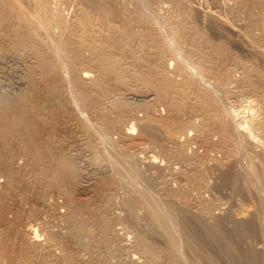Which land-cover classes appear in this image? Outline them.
Instances as JSON below:
<instances>
[{"label": "rangeland", "instance_id": "rangeland-1", "mask_svg": "<svg viewBox=\"0 0 264 264\" xmlns=\"http://www.w3.org/2000/svg\"><path fill=\"white\" fill-rule=\"evenodd\" d=\"M0 0V11H5V13L7 14H4L6 17L3 16V20L2 22L0 21V53H6L8 52V54H12V57L16 56H20L21 58H16L17 60L19 59L20 60V63H24V65H11V68H10V72L9 74L10 75H14V70H21L23 67H25L27 69V66H28V72L29 74L30 73H33L31 75H33V79H34V82L36 85H38V90L42 89L41 91H45L46 88L45 86L48 88L51 84L55 85L56 87L58 86L59 88H57L58 91V94H57V97L55 98L56 100L57 99H61L60 100V106L63 105V107L61 108L60 110V106L57 108L56 106H53L52 109L50 110H53V111H50V116L47 118V116L49 115V111H47L48 115L45 116V117H40L35 119L34 122H33V125L32 124H29V126L27 128H31L33 130H28L26 129V132H25V128H23L20 132L19 130V126L15 125L14 122L12 123L11 119H9V121L11 123H9L11 125V127L14 129L12 134L10 135V147H9V143H3L2 141H0V143H2L5 147H3L2 144H0V158L3 162L0 161V168H2L4 171H0V176L3 174V176L0 177V237H1V240L3 241V244L5 242V248L3 250L0 251V264H49V262L52 264H56L57 263V260H58V263L57 264H71V261H69L67 259V256L66 257H63L62 254H67V252H65V250L67 251V247L71 248L72 249V255L74 256V259L72 260V264H192V257L188 254L185 253V256L184 258H182V260L178 261V262H173L172 259L170 258V251L167 250V251H163L161 254H157L154 255V253L152 254V251L150 250H147V240L145 239H151L154 240L156 242L157 245L161 246L162 248L165 246V243H164V238L159 236V235H153V236H149L146 237V232H148V229H149V223L148 221H146L145 223V220L143 221V218H145L144 216H146V206L143 205L142 203H139L137 204H133L135 205L136 207H133L131 208L133 205H131V202L133 197H134V193L136 190L138 189H142V190H145L147 191L149 194H152L153 195V200L155 201V203H153V205L160 211V212H164V209H165V201H167V197L168 198H171L170 200L172 202H176L175 204L177 205H181L180 207L182 208H186L185 210H190L191 213H198L199 215H202L204 217L207 218V219H213L214 217H217V216H221V215H224V214H228L229 211H231L230 213H235L236 215V212L238 211H241L242 209L245 210L244 208L246 207V209H249L251 212H256L257 215H258V218H259V221L263 222L264 223V185H256L257 187H255V183H249V192H245V193H234L232 192V190H230L229 187H226V188H216V183L217 181H219V178H220V175L222 173L223 170H225L226 168L228 167H231L232 169L234 168V170H238V171H244V165L246 164V160H251L252 159L254 160L253 162L257 161V159L259 158V154L261 156L264 155V145L261 146L260 145V142H259V138H260V141H261V144L264 142L262 140H264L263 138L261 139V137H264L262 134H264V104L262 102H264V100L262 101V98L264 97V15L263 14H259L258 12V9L257 7H261V9H263V13H264V0H253L255 2L254 3H257V2H260L262 3L261 5L259 6H253L254 8H256L257 10V13L260 15H257L256 16V22H254V25L252 23V26H253V29L250 28L247 29V22H249L251 15L247 12V10H243L242 8L238 7L237 10H236V7H237V4L238 6L241 5L243 7V4H241L240 2H247V0H202V2L200 1L201 6L198 4V0H152L151 2V13H152V10H154V15L153 18H159L160 19V15H161V20L163 21H170V23L168 22L169 25H174L176 24V22H179V17L181 19H184L185 22H186V25L184 27V29H181V31H178L177 32V40L179 41L178 43L180 44V48L181 50L177 53V51H174L175 47L173 45H171L168 41L170 40V36H168V33H166L167 31L166 28L164 27H160L159 23L154 20L153 18L152 19H147L145 18V15H147L148 11L145 9V7L138 1V0H99V1H103V3L106 1L107 3H110L114 5H116L119 10L121 12H124L123 16L126 17V21L128 22V25L127 27H129V39H128V43H129V46H128V43L126 45H122V44H118V42H114L116 41L117 39L115 38L116 35H118V32L120 33V30L118 27H120V19L119 18H113L114 16H110V19H104L102 18V15L100 13H97V9L96 8H85L84 6H82L83 4L81 3V0H70L69 2H66V0H64V3H62L63 0H49L50 4L46 3L45 4V7L47 9V11H49V14L50 16L52 17V27L56 26L55 28L51 27L52 28V32H54V34L58 35L60 34V38H65V43L67 44V47L68 49H66V53L63 52V54L66 56H64L62 54V57L66 58V59H71L69 61H71V64L73 63L72 65V68L74 69L73 70V73L75 72L76 76H79V78L82 77L81 73L86 71L88 68H90L93 72V76H95L93 78V76L91 75V77L94 79H91L94 83H90V79L88 78H81V81L85 84L84 86V89L85 91H87V94L88 96H90L92 99V101L94 103H97L95 105V107H93L92 110H88V109H84L76 100V98L74 97L73 95V92L70 88V85H69V82H68V79L70 78V71H69V68L67 67V65L64 66V64L58 68H52V71L50 69V72L49 71H45L43 70L42 68H40V66L37 65L38 61H36L34 58H36L35 56V52L33 50V48L31 47L32 46V40H31V36L34 35V37H38V40L35 39V43L36 44H39L38 47L40 49V51L42 52L43 50L46 51L48 50L46 48V44L48 42V38L46 36V33L42 30H35L36 28H34L33 32H29L27 33L26 31V28L25 26L19 22V20L16 18V15L15 13L12 11V9L10 7H8L6 9V6H10V1L9 0ZM9 1V2H7ZM47 1V0H46ZM45 1V2H46ZM54 1V2H53ZM80 3H79V2ZM122 1V2H121ZM160 1V3H159ZM193 1V3H192ZM198 1V2H197ZM213 1V2H212ZM250 2H252V0H248ZM48 2V1H47ZM61 2V3H60ZM118 2V3H117ZM157 2V3H156ZM179 2V3H178ZM182 2L184 4H182ZM205 2V3H204ZM207 2V4H206ZM216 2V3H215ZM218 2V3H217ZM223 2V3H222ZM233 2V3H232ZM237 2V3H236ZM8 5H7V4ZM27 3V1H26ZM67 3V4H66ZM79 3V4H78ZM167 3V4H166ZM181 3V4H180ZM191 3V4H190ZM196 3V4H195ZM229 3V4H228ZM248 3V2H247ZM6 4V6H5ZM29 5H31L30 3H27ZM59 4V5H58ZM61 4V6H60ZM69 4V5H68ZM82 4V5H81ZM125 4V5H124ZM133 4V5H132ZM162 4V5H160ZM170 4V5H169ZM188 4V5H186ZM214 4H217V5H214ZM228 4V5H226ZM233 4V5H232ZM235 4V6H234ZM48 5V6H47ZM50 5V6H49ZM73 5V6H72ZM78 5V6H77ZM176 5V7H174ZM190 5V6H189ZM193 5V6H191ZM213 7H212V6ZM223 5V6H222ZM226 5V6H225ZM53 6V8H52ZM68 6H69V9H68ZM77 6V7H76ZM80 9H78V7H80ZM121 6V8H120ZM162 6V7H161ZM166 6V7H165ZM172 6V7H171ZM188 6V8L186 7ZM50 7V8H49ZM72 7V8H71ZM84 7V8H83ZM161 7V8H159ZM199 7V8H198ZM215 7V8H214ZM221 7V9H220ZM234 7V8H233ZM52 8V9H51ZM75 8V9H73ZM130 8V10H129ZM163 8V9H162ZM178 8V9H176ZM198 8V9H197ZM202 10H201V9ZM206 8H207V11L208 12H215V14H220L221 16H223V28L220 29L218 28L210 19L208 12L206 11ZM223 8V10H222ZM4 9V10H3ZM50 9V10H49ZM54 9V10H53ZM57 9V10H55ZM73 9V11H71ZM83 9H86L85 11L88 12L86 13ZM92 9H94L93 11H91ZM162 9V10H161ZM169 9V10H168ZM174 9V10H173ZM185 9V10H184ZM188 9V10H187ZM192 9V10H191ZM204 9V10H203ZM225 9V10H224ZM7 10V11H6ZM11 10V11H10ZM82 11V12H85L86 13V18L88 19L89 21V18L91 19L90 21H92V23L89 21V23L86 21V24L85 26L87 27L85 29L84 26H80L82 24H84L82 22V24L79 25L78 20L80 19L81 20V15H82V12H79ZM97 10V11H96ZM133 10V11H132ZM146 10V11H145ZM172 10V11H171ZM178 10V11H177ZM180 10V11H179ZM182 10L184 12H182ZM61 12L63 13V15L61 14H57V13H52V12ZM134 13H132V12ZM136 11V12H135ZM138 11V12H137ZM140 11V12H139ZM166 11V13H165ZM167 11L171 12V13H167ZM192 11V12H191ZM196 12L197 13V21H193V18H192V15L191 13ZM201 11V12H200ZM204 11V13H203ZM222 11V12H221ZM244 11V12H243ZM79 14H78V13ZM91 12V13H90ZM230 12V13H229ZM179 13V14H178ZM201 13V14H200ZM223 13V14H222ZM262 13V12H260ZM73 14V15H71ZM81 14V15H80ZM96 16H95V15ZM100 14V15H98ZM141 16H140V15ZM168 16H167V15ZM210 14V13H209ZM231 14V15H230ZM13 17H11V16ZM54 15V17H53ZM58 15V16H57ZM71 15V16H70ZM79 15V16H78ZM83 15L85 16V14L83 13ZM90 16V17H87ZM137 15V16H136ZM144 15V16H143ZM150 15V14H148ZM172 15V16H171ZM181 15V16H180ZM201 15V16H200ZM205 15V16H204ZM229 17H228V16ZM236 15V16H235ZM241 15V17H240ZM15 16V17H14ZM65 16V18H63ZM82 16V17H84ZM152 17V15H150ZM231 16V17H230ZM238 16V17H237ZM249 18H247V17ZM10 17V18H9ZM68 17V18H67ZM101 17V18H100ZM130 17V18H128ZM133 19H132V18ZM135 17V18H134ZM170 17V18H169ZM174 19H173V18ZM188 21H187V19ZM236 17L237 19L239 20H236ZM258 17V18H257ZM5 18V19H4ZM55 18V19H54ZM57 18V20H56ZM61 18V19H60ZM84 17V19H86ZM113 18V20H112ZM145 18V19H144ZM165 18V19H164ZM173 20H172V19ZM177 18V19H176ZM8 19V22H6ZM64 19V20H63ZM76 19V21H75ZM83 19V18H82ZM86 19V20H87ZM98 19V20H97ZM147 19V20H146ZM168 19V20H167ZM180 19V21H181ZM226 19V20H225ZM249 19V20H248ZM261 19V20H260ZM17 20V21H15ZM60 20L63 22V24H61L62 22H60ZM71 24H70V22ZM72 20V21H71ZM79 20V21H80ZM105 20V21H104ZM111 20V21H110ZM119 20V22H118ZM132 20V21H130ZM142 20V21H141ZM146 20V21H145ZM154 20L155 22H157V24L152 21ZM248 20V21H247ZM102 21V23H101ZM108 21V22H107ZM116 21V22H115ZM141 21V22H140ZM175 21V22H174ZM190 21V22H189ZM235 21V22H234ZM243 21V22H242ZM12 22V23H11ZM15 22V23H14ZM131 22V23H130ZM174 22V23H173ZM192 22V23H191ZM198 22V23H197ZM229 22V23H228ZM231 22V23H230ZM81 23V21H80ZM100 23V24H99ZM113 23V24H111ZM116 23V24H115ZM190 23V25H188ZM245 23V25H244ZM251 23V21H250ZM3 26H2V25ZM13 24V25H12ZM17 26H16V25ZM93 24V25H92ZM191 24H194V26L197 27V29L195 27H193V25ZM197 24V25H196ZM220 24V23H219ZM257 24V27L256 25ZM262 24V25H260ZM11 25V26H10ZM21 25V26H20ZM67 27H66V26ZM72 25V26H70ZM106 25V26H105ZM111 25V27L109 26ZM113 25V26H112ZM132 27H131V26ZM203 25V26H201ZM214 27H213V26ZM218 25V24H217ZM226 25H228L229 27H231L230 25H232V29L233 27H235L236 29H231V28H228ZM259 25V26H258ZM6 26V27H5ZM64 26V27H63ZM69 26V28H68ZM96 28V30L93 28ZM97 26V27H96ZM105 26V27H104ZM115 26V27H114ZM116 26H118V30L116 28ZM192 26V27H191ZM237 26V27H236ZM14 27V28H13ZM72 27V28H70ZM79 27V28H78ZM81 27H82V31H81ZM92 28V30L88 29V28ZM204 27V28H203ZM239 27V28H238ZM249 27H251L249 25ZM255 27V28H254ZM258 27H261V28H258ZM6 28V29H5ZM11 28V29H10ZM25 28V29H24ZM63 28V29H62ZM114 28V30H113ZM164 28V29H163ZM189 28V29H188ZM197 32H196V30ZM244 28V29H242ZM56 29V30H55ZM70 29V30H69ZM75 31H74V30ZM97 29L99 31H97ZM101 29V30H100ZM111 29V30H109ZM133 29V30H132ZM135 29V31H134ZM138 29V30H137ZM156 29V30H155ZM186 30H190V31H185ZM194 29V30H193ZM216 29L221 31V33L219 32H216ZM227 29V30H226ZM260 29V30H259ZM263 29V30H262ZM16 30V31H15ZM21 30V32L19 31ZM60 30V31H59ZM64 30V31H62ZM66 30V32H65ZM69 30V31H68ZM84 30V31H83ZM88 30V31H87ZM193 30V31H192ZM200 30H202L200 32ZM248 30V32H247ZM7 31V32H6ZM68 31V33H67ZM72 31V32H71ZM91 31H92V36L89 35L91 34ZM101 31H103L101 33ZM115 33H114V32ZM123 31V30H122ZM134 31V32H133ZM143 31V33H142ZM208 31V32H207ZM234 31V32H233ZM247 33V35L250 36L249 37H246V34H242V33ZM16 32V33H15ZM37 32V33H35ZM41 32V33H40ZM76 32V33H74ZM80 32V33H79ZM95 32V33H93ZM99 32V33H98ZM108 32H109V35H108ZM146 32V33H145ZM149 32V33H148ZM189 32V33H188ZM256 32V33H255ZM4 33V34H3ZM9 33V34H8ZM11 33H14L11 34ZM18 33V34H17ZM24 33V34H23ZM31 33V34H30ZM35 33V34H34ZM43 33V34H42ZM69 33H71L72 35H70ZM87 33V34H86ZM98 33V34H97ZM112 33V34H111ZM132 33V34H131ZM192 33V34H190ZM211 35H209V34ZM229 33V34H228ZM238 33V34H237ZM249 33V34H248ZM6 34V35H5ZM11 34V35H10ZM16 34V35H15ZM37 34V35H36ZM68 34V35H66ZM101 34V35H100ZM104 34V35H103ZM142 34V35H140ZM149 34L150 37H147ZM184 34V36H183ZM189 34V35H188ZM206 34V35H204ZM5 35V36H4ZM19 35V37H18ZM22 37H21V36ZM45 35V36H44ZM66 35V37H64ZM75 35V36H74ZM77 35V36H76ZM86 35V36H85ZM109 37H108V36ZM114 35V36H113ZM136 37H135V36ZM210 36L212 37V40L213 41H217V42H225L226 47H229L230 48H225L227 50H225V52L222 54V53H216L215 52V55H214V50H211L209 49V44L208 43H204V40H203V36ZM226 35V36H225ZM257 35V36H256ZM262 35V36H261ZM3 36V37H2ZM7 36V37H6ZM12 36V38L10 37ZM40 36V37H39ZM72 38L71 40H74L73 43L71 42L70 38ZM89 36V38H87ZM95 36V37H94ZM105 36V37H104ZM143 36V37H142ZM188 36V37H187ZM201 36V37H200ZM237 36V37H236ZM241 36V37H240ZM253 36V38H252ZM43 37V38H42ZM86 37V38H84ZM131 37V38H130ZM138 37V39H137ZM194 37V39H193ZM227 37V38H225ZM240 37V38H239ZM261 37V39H260ZM5 38V39H4ZM17 38L20 39L21 41H19L18 43V47L16 46L17 44ZM33 38V37H32ZM41 38V39H40ZM67 38V39H66ZM74 38V39H73ZM79 38V40H78ZM111 38V40H110ZM147 38V39H146ZM188 38H191V39H188ZM202 38V39H201ZM232 38V39H231ZM244 38V40H243ZM251 43H254L252 45H250V43H246V42H249V40ZM252 38V40H251ZM255 38V40H254ZM258 38V39H257ZM7 39V40H6ZM10 41H9V40ZM13 39V41H12ZM30 41H29V40ZM69 39V40H68ZM85 39V41H88V42H85L83 41ZM90 39V40H89ZM94 39V40H93ZM110 40L109 42H107L106 40ZM142 42H141V40ZM144 39V40H143ZM146 39V40H145ZM156 39V40H154ZM185 39H186V42H185ZM193 39V40H192ZM222 39V40H221ZM247 39V40H245ZM6 40V41H5ZM44 40V41H43ZM133 41L132 43H130L131 41ZM153 40V41H152ZM190 40V41H189ZM199 40V41H198ZM225 40V41H223ZM229 40V41H228ZM259 40V41H258ZM3 41V43L1 42ZM8 41V42H7ZM13 43H12V42ZM16 41V42H15ZM28 41V42H27ZM76 42V44H74ZM92 42V45L90 42ZM99 41V42H98ZM148 41V42H147ZM155 41V42H154ZM198 41V42H197ZM202 41V42H201ZM206 41V40H205ZM244 41L245 44L243 43ZM256 41V42H255ZM14 42L16 44H14ZM29 42L31 43V46L29 44ZM40 42V43H38ZM45 42V43H44ZM80 42H85L87 43L86 45H82L80 49H78L79 47V43ZM96 42V43H95ZM135 42V43H134ZM150 42V43H149ZM153 42V43H152ZM159 42V43H158ZM169 44H168V43ZM200 42V43H199ZM22 43V44H21ZM90 43V44H89ZM95 43V44H94ZM101 44L100 47L99 45L97 44ZM103 43V44H102ZM111 43V44H110ZM120 45V46H118ZM139 46H138V44ZM144 43V44H143ZM153 46H152V44ZM259 43V44H258ZM3 44V46H2ZM14 44V45H13ZM43 44V46H42ZM94 44V45H93ZM108 44V45H107ZM114 44V45H113ZM137 44V45H136ZM196 44V45H195ZM199 44V45H198ZM201 44V45H200ZM204 44V45H203ZM243 44V45H242ZM246 44H249V46H246ZM11 46L9 48V46ZM73 48H72V46ZM77 45V46H76ZM91 45V46H89ZM108 47V50H105L106 52L108 51V53L110 52L111 54H113L115 56V60H117L116 64L118 65V67L121 69L122 67V71L126 72L124 74L123 72V75L125 76L123 80H117L116 76L113 77L114 73H110L112 75H110L109 73H99L100 72V69L95 70L97 69L96 67L94 68L93 66H98L97 65V62H96V59H95V55H96V51L97 50H93L94 47H98V48H101L102 46L104 47L103 49H106V47ZM157 45H158V48L161 47L160 49L157 48ZM162 45V46H161ZM194 45V47H193ZM206 45V46H205ZM209 45V46H208ZM257 47H256V46ZM262 45V46H261ZM2 46V47H1ZM7 46H8V49H7ZM16 46V47H15ZM22 46V47H20ZM71 46V48H70ZM86 46V47H85ZM94 46V47H93ZM118 46V47H116ZM123 46V47H122ZM126 46V47H125ZM127 46L128 48H130L129 50L127 49ZM170 46V47H169ZM173 46V47H172ZM256 48H255V47ZM15 49H14V48ZM24 47V48H23ZM45 47V49H44ZM88 47V48H87ZM115 47V48H114ZM122 47V49H121ZM134 47V48H133ZM139 47V48H138ZM146 47V48H145ZM152 47V48H150ZM184 47V48H183ZM190 47V48H189ZM233 47V48H232ZM244 47V48H243ZM4 48V49H3ZM13 48V49H12ZM26 48V49H25ZM29 48V49H28ZM32 48V49H31ZM86 50H85V49ZM155 48V49H154ZM157 48V49H156ZM188 48V49H187ZM211 48V47H210ZM224 48V47H223ZM10 49V50H9ZM71 49V50H69ZM112 49V51L110 50ZM114 49V50H113ZM135 49V50H134ZM139 49V50H138ZM170 49V50H169ZM233 49V50H232ZM259 49V50H256ZM9 50V51H8ZM14 50V51H13ZM23 52H22V51ZM80 50H82L80 52ZM122 50V51H121ZM128 50V51H127ZM151 51V52H147V51ZM158 50V51H157ZM7 51V52H6ZM43 51V52H44ZM76 51H79L76 52ZM119 51V52H118ZM121 51V52H120ZM125 51H127L125 53ZM162 51V55H160ZM172 51V52H171ZM183 51L189 53L191 52L192 55L190 57V59L192 61H188L186 60L187 62H189L190 64L191 63H196V65H198V68L197 70L198 73H197V70H195L196 68H194V66L196 67L195 64L192 65L191 68H194L192 69L193 72L188 69V68H184V62H185V59L184 61L181 60L182 57H180V54L183 53ZM213 51V52H211ZM263 51V52H262ZM11 52V53H10ZM19 52V53H18ZM28 52V53H26ZM68 52V54H67ZM88 52V53H86ZM114 52V53H113ZM116 52V54H115ZM124 52V53H123ZM159 52V53H158ZM175 52V53H174ZM195 52V53H194ZM227 52V53H226ZM262 52V53H260ZM25 53V55H24ZM73 53V54H72ZM83 53V54H82ZM87 55H85V54ZM91 53V54H90ZM130 53V54H129ZM147 53V54H146ZM155 53V54H153ZM173 53V54H172ZM226 53V55H224ZM19 54V55H18ZM89 54V55H88ZM118 54V55H117ZM122 56H120V55ZM134 56H133V55ZM136 54H139V55H142V56H139ZM165 54V55H163ZM171 54V55H169ZM183 54H186V53H183ZM195 54V55H194ZM204 54V55H202ZM235 55V56H232V55ZM246 54V56H245ZM262 54V55H261ZM14 55V56H13ZM33 55V56H31ZM80 56V60L77 58L78 56ZM92 56V57H87L86 56ZM117 55V56H116ZM124 55V56H123ZM131 55V56H129ZM146 55V56H145ZM156 55V56H155ZM160 55V56H159ZM199 55V56H198ZM223 55V56H221ZM23 56V57H22ZM120 56V57H118ZM152 56V57H151ZM159 56V57H157ZM204 56V57H203ZM206 56V57H205ZM226 56V57H225ZM229 56V57H228ZM236 56H238L236 58ZM252 56V57H251ZM255 56V59L253 58ZM33 57V58H32ZM51 57V55H50ZM73 57H75L73 59ZM84 57V58H82ZM117 57V58H116ZM126 57V58H125ZM130 57V58H129ZM146 57V58H145ZM154 57V58H153ZM158 59H157V58ZM163 57V58H162ZM223 57V58H222ZM233 57V58H232ZM29 58V59H28ZM52 58V57H51ZM64 58V59H65ZM94 58V60H93ZM132 58V59H131ZM135 58H139V59H135ZM150 60H149V59ZM175 58V59H174ZM180 58V60L178 59ZM185 58V57H184ZM197 58V59H196ZM202 58V63L200 60ZM206 58V59H205ZM220 60H218V59ZM225 58V59H224ZM226 58L228 62H226ZM243 58V59H242ZM246 58V60H245ZM249 58V59H248ZM252 58H253V61L252 62ZM66 59H65V62H66ZM83 59V60H82ZM88 59V60H87ZM127 59V60H126ZM134 59V61H133ZM142 61H141V60ZM155 59V60H154ZM171 59V60H170ZM209 59V60H207ZM215 59V60H214ZM230 59V60H229ZM231 59H234V60H231ZM240 59V60H238ZM260 59H263V60H260ZM32 60V61H30ZM78 60V61H77ZM121 60V61H120ZM125 60V61H124ZM128 60H130L128 62ZM135 60H138V63L137 61ZM154 60V62H153ZM156 60H159V61H156ZM197 60V61H195ZM212 60V61H211ZM224 60V61H223ZM244 60V61H242ZM255 60H258L255 62ZM77 61V62H76ZM209 61V62H208ZM214 61V62H213ZM251 61V63L249 62ZM263 61V62H262ZM32 62V63H31ZM37 62V63H36ZM79 64L77 65L76 63ZM85 62V63H84ZM89 64H88V63ZM91 62V63H90ZM134 64L133 67H132V63ZM148 64H147V63ZM149 62L151 64H149ZM157 62V63H156ZM200 62V63H199ZM210 63V64H207V63ZM216 62V63H215ZM227 64L225 65L224 64ZM230 62V63H229ZM88 65H87V64ZM94 63V64H93ZM128 63V64H127ZM130 63V64H129ZM137 63V64H136ZM153 63V64H152ZM155 63V64H154ZM204 65H202V64ZM233 63V64H231ZM236 63V64H235ZM239 63V64H238ZM241 63V64H240ZM257 63V64H256ZM259 63H262V64H259ZM28 64V65H27ZM67 64V62H66ZM76 64V65H75ZM83 64V66H81ZM91 64V65H90ZM158 64V65H157ZM161 64V65H160ZM178 64V65H177ZM254 64V65H253ZM17 65V66H16ZM26 65V66H25ZM75 65V66H74ZM120 65V66H119ZM122 65V66H121ZM138 65V66H136ZM147 65V66H146ZM157 65V66H156ZM220 67H219V66ZM224 65V66H223ZM230 65V66H228ZM233 65V66H231ZM252 65L254 66V70H256L254 72L253 68H251V70L249 69L250 67H252ZM257 65V66H256ZM260 65V66H259ZM263 65V66H262ZM64 66V68H63ZM80 68H79V67ZM91 66V67H90ZM126 66V67H125ZM165 68H164V67ZM201 66L203 68H201ZM205 66H209V69L206 68L205 69ZM212 66V67H211ZM218 66V67H217ZM227 66V68H226ZM256 66V67H255ZM259 66V67H258ZM13 67H16V68H13ZM22 67V68H21ZM31 67V68H30ZM36 67V68H35ZM40 69H39V68ZM67 67V68H66ZM78 67V68H76ZM84 67V68H83ZM131 67V68H130ZM158 67V68H156ZM171 67V68H170ZM184 69H183V68ZM212 70H211V68ZM235 67V68H234ZM249 67V68H248ZM20 68V69H19ZM36 70H35V69ZM76 68V69H75ZM126 68V70H125ZM135 68V69H134ZM143 68L146 71H143ZM154 68L156 70V72L154 71ZM162 68V69H160ZM224 68H226L224 71ZM234 68V69H233ZM247 68L251 71H248ZM256 68V69H255ZM38 69V70H37ZM54 69V70H53ZM56 69V70H55ZM82 71H81V70ZM88 69L91 73V70ZM139 69V70H138ZM142 69V70H141ZM149 69H150V73L149 72ZM153 69V70H151ZM158 69V70H157ZM166 69V70H165ZM174 69V70H173ZM204 69V70H203ZM262 69V70H260ZM32 70H35L33 72H30ZM66 70V71H65ZM131 70V72H130ZM133 70V72H132ZM137 70V71H135ZM164 72H163V71ZM169 70V71H167ZM173 70V71H171ZM177 70V71H175ZM195 70V71H194ZM209 70L211 71V74L209 72ZM215 70V71H214ZM223 70V72H222ZM229 70L231 72H229ZM234 70V72L232 71ZM237 70V71H236ZM246 70V71H245ZM258 70H260L259 73ZM12 71V72H11ZM43 71V72H42ZM58 71V72H57ZM81 73H80V72ZM103 71V70H101ZM135 71V72H134ZM157 71L160 72L159 74H157ZM200 71H203L201 73H199ZM208 73H207V72ZM215 73H214V72ZM217 71V72H216ZM245 71V72H244ZM26 72V71H25ZM36 72V73H35ZM97 72V73H96ZM128 72V73H127ZM144 76H143V74ZM146 72H148L150 75H148ZM162 72L163 73H167L166 75H162ZM173 72H175L172 76H169L170 74H172ZM179 72H182V73H179ZM196 74H195V73ZM220 72L219 74H216ZM227 72V74H226ZM41 73V74H40ZM63 73V74H62ZM99 73V74H98ZM133 75H132V74ZM141 73V74H139ZM170 73V74H169ZM206 73V74H205ZM226 75H225V74ZM229 73V74H228ZM232 73V74H230ZM245 75H244V74ZM44 74V75H43ZM48 76H47V75ZM58 74V75H57ZM83 74V73H82ZM104 74V75H103ZM162 77H161V75ZM169 74V75H168ZM178 74V75H177ZM186 74V75H185ZM238 76V78L235 76ZM241 74V75H240ZM255 74V75H254ZM259 74V75H258ZM261 74V75H260ZM36 75L38 77H36ZM46 75V76H45ZM99 75V76H98ZM128 75L127 79L126 76ZM140 75H142V79L144 81H142V79H140ZM155 75V77H153ZM157 75V76H156ZM219 76V78L221 79H218L217 76ZM230 75V76H229ZM247 75V76H246ZM257 75V76H256ZM44 76V77H43ZM110 78H109V77ZM130 76V77H129ZM140 76V77H138ZM148 76V77H147ZM203 76V77H202ZM215 76V77H214ZM225 76V77H224ZM228 76V77H227ZM235 76V77H234ZM251 76H253L254 78H252ZM7 77V76H6ZM9 77V78H8ZM8 80L7 78L2 80L0 82V88L2 89H6V86L8 87V85H13L15 84V78L8 76ZM41 77V78H40ZM90 77V78H91ZM133 77V78H132ZM145 77V78H143ZM153 77V78H152ZM166 77V78H165ZM169 77V78H168ZM211 77V78H210ZM213 77V78H212ZM222 77V78H221ZM225 79H224V78ZM231 77V78H230ZM242 77V79H241ZM257 77V78H256ZM259 77V79H258ZM263 79H261V78ZM40 78V79H39ZM95 78H98L95 80ZM131 78V79H130ZM156 78H160V80H163V81H160ZM193 78V80H192ZM236 82L232 83L234 81V79ZM46 79V80H45ZM148 79V80H146ZM151 79V81H150ZM170 82V86L168 85L167 86V80ZM186 79V80H185ZM211 79V80H210ZM219 81H218V80ZM226 80L225 81H223ZM237 79V80H236ZM245 79V80H244ZM19 80L23 81V77L20 76ZM42 82H40V81ZM84 80V81H83ZM103 81V82H100V81ZM110 80V81H109ZM112 80V81H111ZM116 82H114V81ZM141 80V81H140ZM145 80H146V84L147 86H145ZM206 80V81H205ZM241 80H243L241 82ZM255 80V81H253ZM259 82H258V81ZM11 81H14V82H11ZM46 81V82H45ZM87 81V82H86ZM89 81V82H88ZM95 81L98 84V86H102V87H98L95 83ZM109 81V83H108ZM124 81V82H123ZM136 81V82H135ZM181 81V82H180ZM185 81V82H184ZM221 81V83L219 84L218 82ZM223 81V83H222ZM227 84V82H229ZM240 81V82H239ZM250 81V82H249ZM9 82V83H8ZM68 82V83H67ZM114 82V83H112ZM118 82V83H117ZM127 82V83H126ZM135 82V83H134ZM143 82V83H142ZM151 82V84L149 83ZM155 82V83H153ZM212 82H215V83H212ZM218 85H216L217 83ZM1 83H7L6 85L5 84H1ZM11 83V84H10ZM38 83V84H37ZM44 83V84H43ZM88 83H90L88 85ZM108 83V84H107ZM117 83V84H115ZM137 83L136 86H134L135 84ZM141 85H140V84ZM164 83L166 85H164ZM196 83V84H195ZM252 83V84H251ZM259 83V84H258ZM63 86H62V85ZM112 84V85H111ZM114 84V85H113ZM120 84V86H119ZM223 84V85H222ZM262 84V85H261ZM87 85V86H86ZM110 85V86H109ZM117 85V86H116ZM125 85V86H124ZM173 85V86H172ZM175 85V86H174ZM190 85V86H188ZM200 85V86H199ZM203 85V87H202ZM234 85V86H233ZM256 85V86H255ZM93 86V87H91ZM149 86V87H148ZM153 86V87H152ZM155 86V87H154ZM159 86V88H158ZM165 86V87H164ZM209 86V87H207ZM221 86V87H219ZM237 86V87H236ZM261 86V87H260ZM105 87V88H103ZM107 87V88H106ZM117 87L119 88V90L117 89ZM132 87V88H131ZM135 87V88H133ZM139 87V88H138ZM144 87V88H143ZM167 87V88H166ZM169 87V88H168ZM171 87V88H170ZM175 87V88H173ZM178 87V88H177ZM180 87V88H179ZM189 87V88H188ZM192 87V88H191ZM217 87V88H216ZM219 87V88H218ZM231 87V88H229ZM233 87V88H232ZM252 87V88H251ZM88 88V89H87ZM99 88V89H98ZM112 88V89H111ZM123 88V89H122ZM131 89L132 91L134 92H137L138 94H150L152 95V93L154 92V94L152 95V97L149 99V98H146L144 100H131V98H128L126 96V92H129L131 90H128V89ZM137 88V89H136ZM141 88V89H140ZM143 88V89H142ZM146 88V89H145ZM155 88V90H154ZM161 88V89H160ZM166 88V89H165ZM184 88V89H182ZM190 88L193 90H190ZM199 88V89H198ZM216 88V89H215ZM235 88V89H234ZM257 90V93L256 90ZM103 89V90H102ZM115 89V90H114ZM122 89V90H121ZM145 89V90H144ZM158 89V90H156ZM175 89V90H174ZM177 89V90H176ZM206 89V90H205ZM261 89V90H260ZM70 90V91H69ZM90 90V91H89ZM98 90V91H97ZM127 90V91H126ZM142 90V91H141ZM161 90V91H160ZM180 90V91H179ZM198 90V91H197ZM222 90V91H221ZM237 90V91H236ZM245 90V91H243ZM247 90V92H246ZM259 90V91H258ZM96 91V92H95ZM108 91V93L106 92ZM110 91V92H109ZM125 91V92H124ZM147 91V92H146ZM165 91V92H164ZM168 91V92H167ZM176 91V93H175ZM190 91H191V94H190ZM196 91V92H195ZM200 91V92H199ZM202 91V92H201ZM222 93H221V92ZM241 93H239V92ZM262 91V92H261ZM65 92V94H64ZM118 94V97H117V94ZM119 92V93H118ZM123 92V93H122ZM158 92H159V95H158ZM177 92H178V95H177ZM186 92V93H185ZM194 95H193V93ZM199 92V94H198ZM227 92V94H226ZM230 92V93H229ZM236 92V93H235ZM255 95H254V93ZM94 93V98L92 97L93 95L92 94ZM115 93V94H113ZM123 94L120 95V94ZM160 93H164V95L160 94ZM180 93V94H179ZM247 93V94H246ZM261 93V94H260ZM106 94V95H104ZM113 94V95H112ZM125 94V95H124ZM168 94V95H167ZM257 94V95H256ZM62 95V96H60ZM109 95V96H108ZM123 97V100L121 99ZM128 95V94H127ZM161 95V96H160ZM197 95V96H196ZM111 96V97H110ZM116 96V97H115ZM156 96V97H155ZM157 96L159 98H157ZM168 96V97H167ZM177 96V97H176ZM187 96V97H186ZM203 96H204V99H203ZM233 96V97H232ZM254 96H256V99H254ZM259 96V97H258ZM263 96V97H261ZM97 97V98H96ZM120 97V98H119ZM154 97V98H153ZM162 97V99H164V101L162 100H159L160 98ZM194 97V98H193ZM201 99H200V98ZM208 97V98H207ZM225 97V98H224ZM248 97V98H247ZM64 98H65V101H64ZM96 98V99H95ZM112 98V100H111ZM115 98V99H114ZM127 98V99H126ZM167 98V100H166ZM171 99L169 101V99ZM195 98H198L197 100ZM206 98V99H205ZM98 99V100H97ZM115 101H114V100ZM119 101H118V100ZM130 99V100H128ZM153 99V100H152ZM174 99V100H173ZM194 99V101H193ZM230 99V101H229ZM240 99V100H239ZM55 100V102H56ZM108 100V101H107ZM130 101V103L128 101ZM148 100V101H147ZM156 100V101H155ZM166 100V101H165ZM184 100V101H183ZM210 100V101H209ZM248 100V101H246ZM261 100V102H259ZM69 101V102H68ZM146 101V102H145ZM151 101H152V104H151ZM154 101V102H153ZM160 101V102H159ZM168 101V102H167ZM175 101V103H173ZM186 101V102H185ZM189 101H191L189 103ZM226 101V102H225ZM244 101H245V105H244ZM257 101V103H256ZM118 102V103H117ZM123 102V103H122ZM128 104L126 105L125 104ZM150 104H149V103ZM157 102V103H156ZM159 102V104H158ZM166 102L168 104H166ZM198 102V103H196ZM208 102V103H207ZM233 102V103H232ZM241 102V103H240ZM251 102H253L251 104ZM64 103V104H63ZM66 103V104H65ZM78 103V104H77ZM104 103V104H103ZM111 103V104H110ZM118 105H117V104ZM141 103H145V104H142ZM148 105H147V104ZM174 105H172V104ZM178 103V104H177ZM187 103V104H186ZM204 103V104H203ZM237 103V104H236ZM248 105H247V104ZM259 103V104H258ZM101 106H100V105ZM116 104V105H115ZM121 104V105H120ZM125 104V105H124ZM161 104V105H160ZM162 104H164L162 106ZM257 104V105H256ZM262 104V105H261ZM70 105V106H68ZM103 105V106H102ZM132 105V106H131ZM144 105H146L144 107ZM157 105V106H156ZM159 105V106H158ZM166 105V106H165ZM185 105V106H184ZM234 105V106H233ZM240 105V106H239ZM247 105V107H246ZM256 105V106H255ZM259 105V106H258ZM261 105V106H260ZM125 106V107H124ZM130 106V107H129ZM136 106H137V111H136ZM152 106H155L152 108ZM189 106V107H188ZM206 106V108L204 107ZM79 107V108H78ZM104 107V108H103ZM158 107V109H157ZM163 107V108H162ZM174 107V108H173ZM179 107V108H178ZM192 107V108H191ZM251 107V108H250ZM256 107V108H255ZM260 107V108H259ZM262 107V108H261ZM107 108V109H106ZM126 108V109H125ZM127 108H131L130 110L127 109ZM133 108H135L133 110ZM153 110H152V109ZM161 108V109H160ZM181 108V109H180ZM183 108V109H182ZM188 108V109H187ZM190 108V109H189ZM241 108V109H240ZM245 108V109H244ZM58 109V111H57ZM140 109V110H139ZM143 109V110H142ZM160 109V111L158 112V110ZM163 109V110H162ZM172 109V111H171ZM173 109H176V110H173ZM233 109V112L232 110ZM257 109V110H256ZM56 110V111H55ZM82 110V111H81ZM88 110V111H87ZM98 112H97V111ZM106 110V111H105ZM133 112H132V111ZM145 110V111H144ZM169 112H167V111ZM178 110V111H177ZM194 112H192V111ZM237 112H236V111ZM245 110V111H244ZM252 110V111H251ZM256 110V111H255ZM261 110V111H260ZM55 111V112H54ZM100 111V112H99ZM137 113H136V112ZM141 111V112H139ZM144 111V112H143ZM152 111V112H151ZM154 111V112H153ZM200 111V112H199ZM208 111V112H207ZM230 111V112H229ZM247 111V112H246ZM255 111V112H254ZM83 112V114H82ZM107 112V113H106ZM111 112V113H110ZM130 112V113H129ZM151 112V113H150ZM161 112V114H159ZM163 112V113H162ZM171 112V113H170ZM179 112V113H178ZM184 112V113H182ZM197 112H198V115H197ZM203 112H206V113H203ZM242 112V113H241ZM250 112V113H249ZM261 112V113H260ZM88 113V114H87ZM94 113V114H93ZM97 113V114H96ZM110 113V114H109ZM141 113V114H140ZM168 113V117H167V114ZM176 113V115H175ZM191 113V114H190ZM202 113V114H201ZM239 113V114H238ZM255 113V114H254ZM100 114V115H98ZM112 114V115H111ZM144 114V115H143ZM150 114V115H148ZM164 118L161 117V115H164ZM185 114V115H184ZM187 114V115H186ZM200 114V115H199ZM236 114V115H235ZM243 114V115H241ZM250 114V115H249ZM57 117H56V116ZM64 115V116H63ZM86 115V116H85ZM89 115V116H88ZM95 115V116H94ZM108 115V116H107ZM111 115V117H110ZM121 115V116H120ZM193 117H192V116ZM202 115V116H201ZM205 115V117H204ZM208 115V116H207ZM229 115V116H228ZM117 116V117H116ZM124 116V117H123ZM153 116V117H152ZM156 116V117H155ZM173 116V117H172ZM237 116H239L240 118H252L251 119V122L252 124L254 122H256V124H253L255 125L256 127H254L253 125V134L252 136H255V135H258V136H255V137H251L252 140L254 141H251L252 144H249L246 142V146H244L246 149H247V152L245 151V149L243 148H239L240 146V143L239 145H235L237 144L238 140H236L232 134H230L229 132V129L227 127V124H229V126L231 124H233L232 122L235 123V119H238L236 118ZM257 116L258 118L260 119H257V117H254ZM263 116V117H262ZM52 117V118H50ZM64 117V118H63ZM72 117V118H71ZM75 117V119H73ZM83 117V118H82ZM88 117H90V119H88ZM93 117V118H92ZM102 117V118H101ZM105 117H107L108 119H106ZM121 119H119V118ZM123 117V118H122ZM126 117V118H125ZM128 117V118H127ZM152 117V118H151ZM157 118V121L159 119H163V121H160L157 122L155 118ZM168 119H167V118ZM175 117V118H174ZM180 117V118H179ZM199 117V118H198ZM209 117V118H208ZM45 118V119H44ZM50 118V119H49ZM61 118V119H60ZM70 118V119H69ZM101 118V120H100ZM137 118V119H136ZM169 118H171V120H169ZM173 118V119H172ZM186 118H187V121H186ZM193 118H196L194 119V122H193ZM263 118V119H262ZM54 119V120H53ZM58 121H57V120ZM96 119V120H95ZM111 119V120H110ZM116 119V120H115ZM118 119V120H117ZM175 119V121H174ZM183 119V121L181 120ZM234 119V120H233ZM40 120V121H39ZM43 120H45L43 122ZM53 120V122L51 121ZM66 120V121H65ZM103 120V121H102ZM113 120V121H112ZM115 120V121H114ZM123 120V121H122ZM125 120V121H124ZM128 120V121H127ZM132 120V121H130ZM138 120V121H137ZM152 120V122H150ZM168 122L166 123L165 122ZM169 120V121H168ZM196 120V122H195ZM8 121V122H9ZM48 121V122H47ZM57 121V123H56ZM63 124H61V122ZM74 121V122H73ZM80 121H83L85 122V126H87L85 128H83V126H80ZM105 121V122H104ZM109 121V122H108ZM111 121V122H110ZM121 121V123L119 122ZM136 122V124H134ZM160 125H156L155 123L156 122ZM181 121V122H180ZM205 121V122H204ZM212 121V122H211ZM262 123H261V122ZM36 122V123H35ZM42 122V123H40ZM57 125H55V123ZM60 122V123H59ZM68 124H67V123ZM79 122V123H78ZM115 122V123H114ZM128 122V124L126 123ZM130 122V123H129ZM141 122V123H139ZM185 122V123H184ZM199 122V123H198ZM36 125V128H35V125ZM38 123V124H37ZM47 124V125H43L42 124ZM54 123V124H53ZM76 125H74V124ZM88 123V124H87ZM105 125H104V124ZM133 126H132V124ZM164 123V124H163ZM182 123V124H181ZM194 123V124H192ZM198 123V125H197ZM41 124V125H40ZM53 124V125H51ZM66 124V125H65ZM71 126H70V125ZM97 124V125H96ZM113 124V125H112ZM116 124H119V125H116ZM140 124V125H139ZM175 126H174V125ZM185 124V126H184ZM213 124V125H212ZM62 125V126H61ZM64 125V126H63ZM89 125V126H88ZM96 125V126H95ZM101 125V126H100ZM123 125V127H122ZM131 125V126H129ZM144 125L147 127V130H144V129H141L142 127H144ZM166 125V126H165ZM180 128H178L177 127ZM183 125L182 129H181V126ZM248 125V124H247ZM14 126V127H13ZM32 126V127H30ZM37 126H42V127H39V129L37 128ZM76 126V127H75ZM120 126V128H119ZM169 126V127H168ZM212 126V127H211ZM218 126V128H217ZM224 126V127H223ZM263 126V127H262ZM34 127V128H33ZM56 127V128H54ZM62 127V129L60 128ZM69 127V128H68ZM93 127V128H92ZM100 129H99V128ZM125 127V128H124ZM130 127V129H129ZM132 127V128H131ZM149 127L150 128V131H149ZM159 127V128H158ZM167 127V128H166ZM173 127V128H171ZM175 127V128H174ZM199 127V128H198ZM205 127V128H204ZM207 127V129H206ZM209 127V128H208ZM54 128V129H53ZM114 128V129H113ZM119 128V130H118ZM129 129V132H126L128 134H125L124 132L128 129ZM137 128V129H136ZM164 129L165 130H161V129ZM185 128V129H183ZM204 128V129H203ZM259 131V133H257V131ZM37 129V131H36ZM49 132H48V130ZM73 129V130H72ZM80 129V130H79ZM84 129V130H83ZM124 129V130H123ZM133 131H132V130ZM135 129V130H134ZM153 129V132H151ZM160 129V130H159ZM173 131H171V130ZM192 129V130H191ZM201 129V130H199ZM212 129V130H211ZM224 129V130H223ZM226 129V130H225ZM24 130V131H23ZM51 130V132H50ZM58 133H56V131ZM119 131V133H115V131ZM124 132H123V131ZM142 130V131H141ZM177 130V131H176ZM194 130V132H193ZM197 130V131H195ZM210 130V131H209ZM218 132H217V131ZM223 130V131H222ZM14 131L17 133L13 136L14 134ZM18 131H19V134H18ZM31 131V132H29ZM43 131V132H42ZM45 131V132H44ZM62 131V132H61ZM72 131V132H71ZM79 131V132H78ZM181 131V134L184 133L185 131V134H179ZM199 131V132H198ZM202 131V132H200ZM212 131V132H211ZM23 132V134L25 135H21ZM28 132V133H27ZM34 132V134H33ZM38 134L36 136V134ZM41 134H39V133ZM53 132V133H52ZM84 132V133H83ZM101 132V133H100ZM105 132V133H104ZM113 132V133H112ZM130 132H133V133H130ZM136 134H135V133ZM142 132V133H140ZM147 132V134H146ZM155 132H158V133H155ZM162 132V133H161ZM169 132V133H168ZM179 132V133H178ZM191 132V133H190ZM198 132V133H197ZM215 132V133H214ZM222 134H221V133ZM224 132V133H223ZM31 133V134H30ZM46 133V135H45ZM62 133V134H61ZM67 133V134H66ZM83 133V134H82ZM115 133V134H114ZM122 133V134H121ZM138 133V135H137ZM150 133V134H149ZM161 133V134H159ZM168 133V134H167ZM171 133V134H170ZM179 137H178V135ZM201 136H200V134ZM210 133V134H209ZM217 133V134H216ZM262 133V134H261ZM28 134V135H26ZM99 134V135H98ZM112 134V135H110ZM118 134V136H117ZM120 134V135H119ZM166 134V135H165ZM171 136H170V135ZM196 134V136H195ZM212 134V135H211ZM18 135V136H17ZM20 135V136H19ZM33 135V137L31 136ZM43 135V136H42ZM55 135V136H54ZM65 135V136H64ZM71 135V136H69ZM73 135V136H72ZM85 135V136H84ZM124 138H123V136ZM143 135V137H142ZM146 135V136H144ZM153 135V136H152ZM187 135V137L185 136ZM199 135V136H198ZM220 135V136H219ZM13 136V137H12ZM26 136V137H24ZM41 136V138L39 137ZM47 136V137H46ZM52 136V137H51ZM62 136V137H61ZM68 136V137H67ZM109 138H108V137ZM112 136V137H111ZM133 136V137H132ZM138 136V137H137ZM150 136V137H148ZM155 136V137H154ZM170 136V137H168ZM176 136L177 139L174 137ZM191 137L189 139V137ZM17 138V139H14ZM35 137V138H34ZM54 137V138H53ZM64 137V138H63ZM73 137V138H72ZM77 137V138H76ZM83 137V138H82ZM86 137L89 139H86ZM145 137V138H144ZM162 137V138H160ZM172 137V138H171ZM180 137H183V138H180ZM221 137V139H220ZM258 137V138H257ZM9 138V137H8ZM7 138V139H8ZM21 138L23 139H27L29 138V141H26L29 142L27 143V146L26 143L24 145V142H26L24 139L23 141L21 140ZM35 140V144L33 142L32 139ZM37 138V139H36ZM41 140H40V139ZM46 140L44 141L43 140ZM49 138V139H48ZM62 138V139H61ZM72 138V139H71ZM113 138V139H112ZM141 138V139H140ZM154 138V139H153ZM158 138V139H157ZM188 138V139H186ZM194 138V139H193ZM208 138V139H207ZM223 138V140H222ZM20 139V140H19ZM57 139V140H56ZM71 139V140H70ZM91 139V140H90ZM116 139V140H114ZM121 139V140H120ZM127 139V141H126ZM186 140L188 143H185ZM192 139V140H191ZM23 144H21L19 141ZM32 140V141H31ZM41 142H39V141ZM50 140V141H49ZM79 140V141H78ZM115 142H114V141ZM118 140V142H116ZM123 140V141H122ZM143 140V141H142ZM158 140V141H157ZM171 140V142L169 141ZM176 142H175V141ZM189 140V141H188ZM226 140V141H225ZM255 140H256V143H255ZM18 141V142H17ZM60 141V142H59ZM62 141V142H61ZM72 141V142H70ZM113 141V142H111ZM121 141L123 142V145H127V146H123ZM132 141V142H131ZM139 141V142H138ZM151 141V142H150ZM154 141V142H153ZM169 141V142H168ZM178 141V142H177ZM193 141V142H192ZM220 141V142H219ZM231 141V142H230ZM17 142V143H16ZM49 142V143H48ZM52 142V143H51ZM77 142V144H76ZM79 142V144H78ZM85 142V143H84ZM110 142V143H109ZM129 144H127V143ZM131 142V143H130ZM141 142V143H140ZM145 144H144V143ZM159 142V143H157ZM162 142V144H161ZM166 144H165V143ZM175 142V143H174ZM191 144H190V143ZM201 142V143H200ZM211 142V144H210ZM236 142V143H235ZM254 142V143H253ZM14 143V144H12ZM46 143H48L50 146H52L54 152L50 153V154H53L54 156L56 155L55 152L58 151L59 149L57 148L61 147L63 149H65L66 152H68V154L71 155L72 158H74V162H77V164L75 163L76 165V168L79 170H77V174L74 178V180H71V181H68L65 179V177L61 176L60 174H58V172L54 171L56 169H54V167H52V165H54L53 161L50 159V157L48 156V153L46 154L45 151L43 150L44 148H47L46 146H49L48 144L46 145ZM59 143V144H58ZM67 143V144H66ZM82 143V144H81ZM88 143V144H87ZM106 143V144H105ZM120 145H119V144ZM166 145H164V144ZM180 143V146L176 145V144H179ZM198 145H197V144ZM231 143V144H230ZM21 144V145H20ZM32 144L36 145L38 148L43 147V148H40L42 149L40 151V154H39V157L41 155L40 158H38L39 160H37L36 162L34 161V159L32 160V157H34V153H33V148L31 149V146ZM38 144V145H37ZM41 144V145H40ZM45 144V146H44ZM76 144V145H75ZM108 144V145H107ZM150 144V145H149ZM153 144V145H152ZM175 144V145H173ZM186 144V145H185ZM188 144V145H187ZM222 144V145H221ZM243 143L241 145H244ZM19 145V146H18ZM28 145H30L28 147ZM33 145V146H34ZM43 145V146H42ZM116 145V146H115ZM131 145V146H129ZM146 145V146H145ZM185 145V146H184ZM196 147H195V146ZM200 145V146H199ZM216 145V146H215ZM231 145V147H230ZM254 147H251L253 146ZM11 146H12V149H11ZM13 146H16L17 148L15 149ZM25 146V147H23ZM32 146V147H33ZM79 146V147H78ZM86 146V147H84ZM138 146V147H137ZM145 146V147H144ZM151 146V147H150ZM155 146V147H153ZM176 146V147H175ZM191 146V147H190ZM223 146V147H222ZM234 146V147H233ZM6 148L3 150V148ZM29 149H28V148ZM72 147V148H71ZM78 147V148H77ZM87 147H91L92 149H96V153L95 151L91 150L90 148L87 149ZM124 147V148H123ZM127 147V148H126ZM137 147V151H136V148ZM150 147V148H149ZM162 147V148H161ZM178 147V148H177ZM219 147V148H218ZM225 147V148H224ZM251 147V148H250ZM8 148V149H7ZM20 148V150L18 149ZM22 148V149H21ZM83 148V149H82ZM111 148V149H110ZM121 150H120V149ZM129 148V149H128ZM154 148V149H153ZM160 148V149H159ZM176 148V149H175ZM186 148V149H185ZM197 148V149H195ZM207 148V149H206ZM236 148V149H235ZM260 148V149H258ZM15 149V154L13 153ZM18 149V150H17ZM26 149V150H25ZM28 149V152H26ZM58 149V150H57ZM67 149V150H66ZM69 149V150H68ZM82 149V150H81ZM94 149V150H95ZM165 149V150H164ZM185 149V150H183ZM206 149V150H205ZM224 149V150H223ZM228 149L229 152H231L229 154V152L227 151ZM241 149H243L244 151H242ZM6 150V151H5ZM10 150V152H9ZM17 150V151H16ZM81 151V152H78V151ZM90 150L92 151V153H94V157H93V154L90 152ZM139 150V151H138ZM163 150V151H162ZM167 150V151H166ZM226 150V151H225ZM258 150V151H257ZM263 150V151H262ZM8 151V152H7ZM13 151V152H11ZM30 151V153H29ZM72 151V152H71ZM77 151V152H76ZM86 151V152H85ZM89 151V152H87ZM99 151V152H98ZM184 151V152H183ZM8 154H6V153ZM18 152V153H17ZM20 152H21V157H20ZM26 152V153H24ZM129 152H131V154H129ZM186 152V153H185ZM196 156H194V154ZM224 152V153H223ZM226 152V153H225ZM235 152V153H234ZM244 152V154H243ZM11 153V154H9ZM14 155H13V154ZM31 153L32 154V157H31ZM44 153V154H43ZM82 153V154H80ZM103 153V154H102ZM126 153V154H125ZM149 153V154H148ZM151 153V154H150ZM154 153L156 155H154ZM188 153V155H187ZM190 153V154H189ZM192 153V154H191ZM237 153V154H236ZM240 153V154H239ZM6 154V156H5ZM18 156H17V155ZM26 154V155H25ZM73 154V155H72ZM91 154V155H90ZM102 154V155H101ZM129 154V155H128ZM153 154V155H152ZM208 154V155H207ZM227 154V155H225ZM247 154V155H246ZM9 155V156H7ZM13 155V156H12ZM106 157H105V156ZM131 155V156H130ZM149 155V156H148ZM159 155H160V159L159 158ZM180 155V156H179ZM193 155V156H192ZM16 156V157H15ZM49 157V160H51L49 162V160L47 161V157ZM53 156V157H54ZM74 156V157H73ZM77 158H76V157ZM78 156L80 158H78ZM88 156V157H87ZM101 158H100V157ZM130 156V157H129ZM165 158H164V157ZM172 158H171V157ZM174 156V158H173ZM186 159H185V157ZM203 156V157H202ZM208 156V157H207ZM235 156V157H234ZM252 156V157H251ZM6 157H9V158H6ZM23 157V158H22ZM27 157V158H26ZM30 159H29V158ZM87 158L86 159H83V158ZM95 157H97L98 159H95ZM150 157V159L148 158ZM151 157H152V160H151ZM169 157V158H168ZM179 159H176L178 158ZM192 157V158H191ZM264 157V156H263ZM26 158V159H24ZM47 158V159H46ZM89 158V159H88ZM107 160H106V159ZM118 160H117V159ZM130 158V159H129ZM148 158V159H147ZM154 158V159H153ZM157 158V159H156ZM163 158V159H162ZM168 158L167 162L165 161V159ZM183 158V160H182ZM205 158V159H204ZM236 160H234V159ZM246 160H245V159ZM250 158V159H249ZM5 159H8V160H5ZM11 159L13 161H11ZM24 159V160H23ZM42 159V160H41ZM92 159V161L90 160ZM102 159V160H101ZM146 159V160H145ZM172 159V160H171ZM194 159H198L199 161H195ZM201 159V160H200ZM6 161V164H5V161ZM83 160V161H82ZM86 160V161H85ZM94 161V163H92ZM127 160V161H126ZM130 160H134L136 163H137V168H138V171H135L134 168L130 165ZM151 160V161H150ZM158 160V161H156ZM177 160V161H176ZM182 160V161H181ZM186 160V161H185ZM192 160V161H191ZM24 161V162H23ZM28 161V162H27ZM39 161V162H38ZM43 165H42V163ZM81 161V162H80ZM88 161V163H87ZM119 161L121 163H119ZM139 161V162H138ZM148 161V162H147ZM172 161V162H170ZM179 161V162H178ZM188 161V162H187ZM225 161V162H224ZM230 161V162H229ZM241 161V162H240ZM27 162V163H26ZM33 164H32V163ZM90 162L92 163V165L90 164ZM101 162H102V165H101ZM126 162V163H124ZM141 162V163H140ZM159 162V163H158ZM178 162V163H177ZM185 162V163H183ZM194 162V164H193ZM215 162V163H214ZM223 162V164H222ZM228 162V163H227ZM248 162V161H247ZM18 163V164H17ZM31 163V164H30ZM45 163V164H44ZM52 163V164H51ZM79 163V164H78ZM108 163V165H107ZM148 163H152V164H148ZM156 163V164H154ZM166 163V164H165ZM169 163V164H168ZM191 163V164H190ZM197 163V165H196ZM202 163V164H201ZM245 163V164H244ZM2 164V165H1ZM37 164V166H36ZM40 164V165H39ZM50 164V165H49ZM82 164V165H81ZM85 166H84V165ZM146 164V165H145ZM158 164V165H157ZM187 164V165H186ZM200 164V165H199ZM6 165L8 168H6ZM10 165V167H9ZM16 165V166H15ZM33 165V166H32ZM35 165V166H34ZM42 165V167H41ZM78 165V167H77ZM101 165V166H100ZM166 165V166H165ZM168 165V166H167ZM179 165V166H178ZM189 165V166H188ZM191 165V166H190ZM208 165V166H206ZM215 165V166H214ZM27 166V167H26ZM51 168L48 169L47 168ZM84 168H83V167ZM99 166V167H98ZM125 166V167H124ZM170 166V167H169ZM172 166V167H171ZM175 166V167H174ZM203 166V167H202ZM219 166V167H217ZM29 167V168H28ZM91 167V168H90ZM104 167V168H103ZM121 167V169L119 168ZM146 167V168H145ZM155 167V168H154ZM159 167V168H158ZM167 167V168H166ZM180 167V169H179ZM199 167V168H197ZM210 167V168H209ZM11 168V173L10 171H8L9 169ZM13 168V170H12ZM28 168V169H27ZM41 168V169H40ZM86 168V169H85ZM90 168V170H89ZM124 168V169H122ZM143 168V169H142ZM168 168L170 169V171H168ZM182 168V169H181ZM184 168V169H183ZM188 168V169H186ZM194 168V169H193ZM197 168V169H196ZM212 168V169H211ZM36 172H35V170ZM52 169V171H51ZM119 170V172L117 170ZM160 169V170H159ZM162 169V170H161ZM202 169V170H201ZM7 172H6V171ZM18 170V172H17ZM31 170V171H29ZM33 170V171H32ZM49 172H46V171ZM85 170V172H84ZM102 170V171H101ZM151 170V171H150ZM173 170V172H172ZM179 170V171H178ZM195 170V171H194ZM13 171V172H12ZM16 173H15V172ZM82 171V172H81ZM88 171V172H87ZM112 171V172H111ZM183 171V172H182ZM187 171V172H186ZM189 171V172H188ZM197 171V172H196ZM201 171V172H200ZM204 173H203V172ZM221 171V172H220ZM7 175H6V173ZM8 172H9V175L11 174V176H13L14 174H16V176L14 175L13 177L9 176L8 175ZM30 174H29V173ZM40 172V173H39ZM56 172V174H55ZM102 172H105V176H107V174H117V183H110L112 184L110 186L109 182L108 181H104V178H103V175L104 173ZM127 172V173H126ZM135 172V173H134ZM165 172H167L165 174ZM180 172V173H178ZM185 172L187 174H185ZM196 172V173H195ZM14 173V174H13ZM26 173V174H25ZM36 173V174H35ZM52 173V174H51ZM86 173V174H85ZM102 173V174H101ZM107 173V174H106ZM130 173V174H129ZM162 173V174H161ZM195 173V174H194ZM199 173H202L198 176ZM210 173V174H209ZM13 174V175H12ZM23 174V175H22ZM25 174V175H24ZM43 174V175H41ZM51 177H49L48 175ZM58 174V175H57ZM99 174V175H98ZM170 174V175H169ZM180 174V175H179ZM22 175V176H21ZM32 175V176H31ZM46 177H45V176ZM54 175V176H53ZM91 175V176H90ZM98 175V176H97ZM119 175V176H118ZM160 175V176H159ZM169 175V176H168ZM178 175V176H177ZM185 175V176H184ZM188 175V176H187ZM202 175V177H201ZM205 175V176H204ZM7 176H9L7 178ZM20 176V178H19ZM26 176V177H25ZM31 176V177H30ZM36 176V177H35ZM38 176V177H37ZM42 176V177H41ZM61 176V178H60ZM78 176V177H77ZM84 176V177H83ZM87 176V177H86ZM93 176V177H92ZM101 176V177H100ZM123 176V177H122ZM126 176V177H125ZM162 176V178H161ZM182 176V177H181ZM184 176V178H183ZM16 177V178H15ZM24 177V178H23ZM41 177V179H40ZM82 177V178H81ZM97 177V178H96ZM146 177H149L152 179V183L150 184H147V182L145 181V178ZM158 177V178H157ZM198 177H201L200 179ZM3 180H2V179ZM8 180H7V179ZM23 178V179H22ZM28 178V179H27ZM31 178L33 181H31ZM46 178V179H45ZM58 178H60L58 181ZM93 178V179H92ZM141 178V179H140ZM160 178V179H159ZM164 178V179H163ZM197 178V179H196ZM15 179V180H14ZM20 179V181H19ZM52 179V181H51ZM120 179V180H119ZM157 179V180H156ZM159 179V180H158ZM214 179V180H213ZM24 180V181H23ZM28 180V181H27ZM31 182H30V181ZM39 180V181H38ZM42 180V181H41ZM43 180L45 181L43 184ZM65 180V181H64ZM84 180V181H83ZM92 180V181H91ZM132 180V181H131ZM179 180V181H178ZM197 180V181H196ZM47 181L49 183H47ZM63 181V182H61ZM68 183H67V182ZM94 181V182H93ZM143 183H142V182ZM159 181V183H158ZM183 181V182H182ZM200 181V182H199ZM215 181V182H214ZM251 181V180H250ZM28 182V183H27ZM35 182V183H34ZM53 182V183H52ZM59 182V183H58ZM96 182H99L97 184H95ZM120 182V184H119ZM138 182V183H137ZM205 182H206V185H205ZM7 183H10V184H7ZM12 183V184H11ZM24 183V184H23ZM64 185H63V184ZM80 183V184H79ZM85 184L84 187L82 184ZM108 183V184H107ZM157 183V184H156ZM166 183V184H165ZM185 183V184H184ZM192 183V184H191ZM199 183V184H197ZM214 183V184H213ZM21 184V185H20ZM30 184V185H29ZM55 184V185H54ZM78 184V185H77ZM103 184V185H102ZM183 184V185H182ZM4 185H6L5 187H3ZM10 185V187H9ZM18 185V186H17ZM26 185V186H25ZM28 185V186H27ZM34 185H36L34 187ZM45 185V186H44ZM47 185V187H46ZM59 186V187H56V186ZM68 185V186H67ZM74 185V186H73ZM87 185L86 189L85 186ZM115 185V186H114ZM120 185V186H119ZM178 185V186H177ZM205 185V186H204ZM215 185V186H213ZM17 188H14L16 187ZM24 186V187H23ZM42 186V188H41ZM53 186V187H52ZM62 188H61V187ZM71 186V187H70ZM79 186V187H78ZM94 186V187H93ZM98 186V187H97ZM106 186V187H105ZM110 186V188H109ZM122 186L124 188H122ZM140 186V187H139ZM154 186V187H153ZM168 186V188H167ZM191 186V187H189ZM200 186V187H199ZM205 188H204V187ZM261 186V187H260ZM19 187V188H18ZM26 187V188H25ZM28 187V188H27ZM48 187H50L48 189ZM52 187V188H51ZM64 187V189H63ZM81 187V188H80ZM113 187V188H112ZM128 187V188H127ZM181 187L184 189L181 190ZM206 187H209V189ZM261 190H260V188ZM263 187V188H262ZM16 190H14V189ZM21 188V189H20ZM31 188V189H30ZM73 188V189H72ZM79 188V189H77ZM89 188V189H88ZM103 188V189H102ZM127 188V190H126ZM132 188V189H131ZM136 190H135V189ZM161 188V190H159ZM167 188V189H166ZM170 188V189H169ZM259 188V189H258ZM98 189V190H96ZM101 189V191H100ZM106 189V190H105ZM113 189V190H112ZM116 189V190H115ZM124 189V190H123ZM169 189V190H168ZM173 189V190H172ZM229 191H228V190ZM258 189V190H257ZM263 189V190H262ZM40 190V192H39ZM48 190V191H47ZM54 190V191H53ZM61 190V191H60ZM84 190V191H83ZM166 190V191H165ZM175 190V192H174ZM178 190V191H176ZM7 191V192H6ZM12 191V192H11ZM16 191V192H15ZM26 191V192H25ZM29 191V192H28ZM39 193H38V192ZM70 191V192H73L72 193H66V192ZM78 191V193H77ZM87 193H86V192ZM112 191V192H111ZM171 191V192H170ZM183 191V192H182ZM210 191V192H209ZM259 191V193L257 192ZM4 192V193H3ZM10 192V195H8ZM25 192V193H23ZM33 192V193H32ZM44 194H42V193ZM55 192V193H54ZM57 192V194H56ZM76 192V193H75ZM98 192V193H97ZM106 192V195L105 193ZM109 192V193H108ZM212 192V193H211ZM20 193V194H19ZM31 193V194H30ZM51 193V194H50ZM66 193V194H64ZM85 193V194H84ZM157 193V194H156ZM175 195H174V194ZM180 193V194H179ZM183 193V194H181ZM3 194V195H1ZM22 194V195H21ZM28 194V196H27ZM36 196H35V195ZM41 194V195H40ZM63 194V195H62ZM72 194V195H70ZM95 194V195H93ZM131 194H133V197L131 196ZM177 194V195H176ZM192 194V195H191ZM6 195V196H5ZM18 195V196H17ZM24 199H22L20 196ZM53 195V196H52ZM59 197H58V196ZM69 195V196H68ZM90 195V196H89ZM161 195V196H160ZM165 195V196H164ZM182 195V196H181ZM212 197H211V196ZM2 196V197H1ZM34 196V197H33ZM42 196V197H41ZM47 196V197H46ZM66 196V200H65V197ZM76 196V197H75ZM83 196V197H82ZM86 196V197H85ZM94 196V197H93ZM96 196V197H95ZM170 196V197H169ZM173 196V197H171ZM176 196V197H175ZM27 197V198H26ZM39 197V198H38ZM54 197V199H53ZM58 197V199H57ZM61 197V198H60ZM63 197V198H62ZM71 197V198H70ZM99 197V198H98ZM104 197V198H103ZM127 197V198H126ZM131 197V199H130ZM166 197V198H165ZM188 197V198H186ZM216 197V198H215ZM15 198V199H13ZM19 198V199H18ZM21 198V199H20ZM33 198V199H32ZM38 198V199H37ZM56 198V199H55ZM71 200H69V199ZM74 200H73V199ZM77 200H76V199ZM79 198V200H78ZM85 198V199H84ZM97 198V199H95ZM125 198V199H124ZM178 198V199H177ZM194 198V199H193ZM11 199V200H10ZM13 199V200H12ZM45 201H44V200ZM50 199V200H49ZM61 199V201H63L62 203H60L61 201L59 200ZM95 199V200H94ZM129 199V200H128ZM177 199V200H176ZM180 199V200H179ZM189 199V201H188ZM212 199L214 201H212ZM216 199V200H215ZM6 200V201H5ZM48 200V201H47ZM82 200V201H81ZM92 200V201H91ZM95 202H94V201ZM126 200V201H125ZM169 200V199H168ZM186 200V201H185ZM194 200V201H193ZM11 201V202H10ZM59 201V202H58ZM97 201V202H96ZM102 201V202H101ZM124 201V203H123ZM128 201L130 203H128ZM161 201V202H160ZM187 202V203H184V202ZM192 201V202H191ZM201 201V202H200ZM205 201V202H203ZM211 203H210V202ZM18 202V203H17ZM25 202V203H24ZM47 202V204H46ZM54 202V203H53ZM56 202V203H55ZM69 202V203H68ZM72 202V203H71ZM84 202V204L82 203ZM87 202V203H86ZM90 202V203H89ZM194 202V203H193ZM33 206H31L30 205ZM58 203V204H57ZM67 203V204H66ZM74 203V205H73ZM77 203H79L77 205ZM94 203V204H93ZM179 203V204H178ZM192 203V204H191ZM202 205H201V204ZM205 203V204H203ZM207 203V204H206ZM219 206H218V204ZM248 203V204H247ZM84 206H83V205ZM87 204V205H85ZM92 204V205H91ZM98 204V205H97ZM195 204V205H194ZM211 204V205H210ZM217 204V206H215ZM5 205V206H3ZM8 205V206H7ZM15 205V206H14ZM21 205V206H19ZM39 205V206H38ZM54 205V206H53ZM56 205V206H55ZM59 205L61 207H59ZM69 205V207L67 206ZM73 205V208L72 206ZM77 205V206H76ZM83 207L82 209H79V207L81 208V206ZM128 205V206H127ZM210 205V206H209ZM242 205V206H241ZM11 208H10V207ZM44 210H43V208ZM49 206V207H47ZM64 208H63V207ZM76 206V207H74ZM98 206V207H97ZM129 206H131L129 208ZM140 206V207H139ZM198 206V207H197ZM205 206V207H204ZM207 206V207H206ZM244 206V207H243ZM249 208H248V207ZM2 207V208H1ZM5 207V208H4ZM41 207V208H39ZM56 207V209L54 210V208ZM58 207V208H57ZM68 207V208H67ZM85 207V208H84ZM88 207V208H87ZM98 208V211H97V208ZM104 207V209H103ZM190 207L192 209H190ZM202 207V208H200ZM220 207V208H219ZM237 207V208H236ZM10 208V209H9ZM34 210H32V209ZM59 208H63L62 210L60 209V211L62 212L59 213L60 211L58 210ZM67 208V209H66ZM70 208V209H69ZM90 208V209H89ZM96 208V209H95ZM103 210H101V209ZM106 208V209H105ZM144 208V209H143ZM198 210H197V209ZM204 208V210H203ZM231 208V209H229ZM233 208V209H232ZM240 208V209H239ZM3 209V210H2ZM23 209V211H22ZM28 209V211H26ZM37 209V210H36ZM42 211H41V210ZM51 209V210H50ZM64 209H66L67 211H65ZM74 209V210H73ZM90 211H89V210ZM206 209V210H205ZM211 209V210H210ZM235 209V210H234ZM239 209V210H238ZM12 210V211H11ZM51 212H50V211ZM55 212H54V211ZM76 210V212H75ZM83 210V211H82ZM88 210V211H87ZM95 213H101L99 216H100V220L97 219V214L95 215ZM100 210V211H99ZM131 210V212H130ZM133 210V211H132ZM208 210V211H207ZM229 210V211H228ZM242 210V211H243ZM7 211V212H5ZM10 213H9V212ZM31 213H30V212ZM47 211V213H46ZM80 211V212H79ZM88 213H87V212ZM93 211V212H92ZM105 211V212H104ZM129 211V212H128ZM144 211V212H143ZM189 211V212H190ZM193 211V212H192ZM236 211V212H235ZM15 212V213H14ZM33 212V213H32ZM35 212V213H34ZM52 212H54L55 214H53ZM92 212V213H91ZM134 212V213H133ZM204 212V213H203ZM20 215H19V214ZM29 214V218L27 216V214ZM37 213V214H36ZM44 213V214H43ZM82 213V214H81ZM132 213V214H131ZM136 213V214H135ZM207 213V215H206ZM209 213V214H208ZM223 213V214H221ZM13 214V215H12ZM17 216H16V215ZM26 214V215H25ZM43 214V215H42ZM58 214V215H57ZM80 214V215H79ZM86 214V215H85ZM93 214V217L91 216ZM135 216H134V215ZM204 214V215H203ZM213 214V215H212ZM219 214V215H218ZM12 215V216H11ZM19 215V217H18ZM22 215V216H21ZM25 215V216H24ZM40 215V217H39ZM43 217H42V216ZM46 218H45V216ZM63 215V217H62ZM66 215V216H65ZM74 215H75V218H74ZM105 215V216H104ZM217 215V216H216ZM11 216V217H10ZM35 219H34V217ZM54 216V217H53ZM60 216V217H59ZM70 216V217H69ZM78 216V217H77ZM88 216V217H87ZM104 216V217H103ZM107 216V217H106ZM213 216V217H212ZM3 217V218H2ZM13 217V218H12ZM15 217V218H14ZM21 217V218H20ZM42 217V218H41ZM58 217V218H57ZM78 219H77V218ZM102 217V219H101ZM124 217V218H123ZM204 217V218H205ZM211 217V218H210ZM24 220H23V219ZM38 218V219H37ZM45 218V219H44ZM53 218V219H52ZM55 218V219H54ZM63 218V219H61ZM66 218V219H65ZM69 218V219H68ZM74 218V219H72ZM81 218V220H80ZM123 218V219H122ZM134 218V219H132ZM148 218V217H147ZM5 219V220H4ZM6 219H7V222H9V225L8 223L6 222ZM19 219V220H17ZM27 219H31V221ZM47 219V220H46ZM50 219V220H48ZM60 219V220H59ZM82 219H84L82 221ZM86 219V220H85ZM97 219V221H96ZM10 220V221H9ZM40 221V222H36V221ZM72 220V221H70ZM78 220V221H77ZM93 222H91V221ZM94 220V221H93ZM99 220V222H98ZM2 221V222H1ZM16 221V222H15ZM26 221V223H25ZM34 221V222H32ZM42 221H43V224H42ZM49 221V224L46 225V223H48ZM55 221V222H54ZM57 221V222H56ZM62 221V222H61ZM64 221V222H63ZM69 221V222H68ZM76 221V224L74 223ZM102 221V222H100ZM126 223H125V222ZM17 224H15V223ZM24 222V223H23ZM45 222V223H44ZM81 222V224H80ZM89 222V223H88ZM97 222V224H96ZM137 222V223H136ZM140 222V223H139ZM142 222V223H141ZM29 223V224H28ZM37 223H39L38 226ZM51 223V224H50ZM55 223V224H54ZM64 223V225H63ZM66 223V224H65ZM68 223V224H67ZM73 223V224H72ZM87 223V224H86ZM99 223V224H98ZM101 223H104L105 224V229L103 230V232H101V228H103L104 226L101 224ZM110 223V224H108ZM135 223V224H134ZM13 224V226H12ZM20 224V225H19ZM26 224V225H25ZM54 224V226H52ZM83 224V225H82ZM94 224V225H93ZM107 224V225H106ZM130 226H129V225ZM8 225V227H7ZM24 225V226H23ZM30 225V226H28ZM48 228L46 230V228H42L43 226ZM63 225V226H61ZM73 225V226H72ZM75 225V226H74ZM80 225V226H79ZM87 225V226H86ZM89 225V226H88ZM93 225V227H92ZM146 225V227H145ZM48 226V227H47ZM52 226V227H51ZM66 226V227H65ZM76 226L78 229H76ZM82 226V227H81ZM24 227V228H23ZM31 227V228H30ZM41 227V228H39ZM60 227V228H59ZM70 227V228H69ZM74 227V228H73ZM51 228V229H50ZM56 228V229H54ZM64 228V229H63ZM66 228V229H65ZM73 228V229H72ZM94 228V229H92ZM143 228V229H141ZM6 229V230H5ZM10 229V231H9ZM26 231H24V230ZM30 229H35V231H40L38 233H36L38 235L37 239L39 238V240L37 241H33L31 239H29L28 237L31 238V233L29 232ZM37 229V230H36ZM39 229V230H38ZM41 229V230H40ZM76 229V230H75ZM80 229V230H79ZM109 229V230H108ZM146 229V230H145ZM175 235H178L179 231L178 229L174 230V228H172ZM5 230V231H4ZM28 230V232H27ZM45 231V233H41L42 231ZM55 230V231H54ZM143 230V231H142ZM24 233H23V232ZM31 231V230H30ZM34 231V230H33ZM43 231V232H44ZM48 231L50 232L51 231V234L49 235ZM97 231V232H96ZM145 231V232H144ZM8 232V233H7ZM30 234V235H27V233ZM82 232V234H81ZM100 232V233H99ZM144 232V233H143ZM4 233V234H3ZM26 233V234H25ZM53 233V234H52ZM71 233V234H70ZM75 233V234H74ZM80 233V234H79ZM84 233V234H83ZM97 233V234H96ZM66 234V236H65ZM70 234V235H69ZM77 234V235H76ZM79 234V235H78ZM143 238H142V236ZM25 235V236H24ZM40 235V236H39ZM57 235V236H56ZM68 235V236H67ZM73 235L75 236H79L80 238H74ZM5 236V237H4ZM14 236V237H13ZM60 236V237H59ZM65 236V237H64ZM82 236V237H81ZM85 238H84V237ZM99 236V238H98ZM145 236V237H144ZM10 237V238H9ZM44 238L43 239V242H42V239L41 238ZM48 237H51V238H48ZM55 237V238H54ZM58 237V238H57ZM71 237V238H70ZM199 239H200V235H198ZM6 238V239H5ZM48 238V239H47ZM60 238V239H59ZM74 238V239H73ZM145 238V239H144ZM28 239V241H26ZM41 239V240H40ZM65 239V240H64ZM78 241H77V240ZM83 239V240H82ZM84 239L86 241H84ZM92 239V240H91ZM99 239V240H98ZM0 240V242H1ZM50 240V241H49ZM59 240V241H58ZM79 240L81 242H79ZM143 240V241H141ZM146 242H145V241ZM195 240V244L198 245L200 244V240L198 239H194ZM6 241H9V242H6ZM31 241V242H30ZM40 241V242H38ZM56 241H58L56 243ZM91 241V242H90ZM255 241V242H254ZM12 242V243H11ZM15 242H19L17 244H15ZM52 242V243H51ZM60 242V243H59ZM77 242V243H76ZM94 242V243H93ZM254 242V243H253ZM257 242V243H256ZM8 243V244H7ZM36 243V244H35ZM37 243H41V244H37ZM46 243V244H45ZM83 243L87 244L88 246H85L83 245ZM89 243V244H88ZM164 243V244H163ZM32 244V245H31ZM34 244V245H33ZM52 244V245H51ZM57 244V247L56 245ZM65 244V245H64ZM66 244H67V247H66ZM93 244V245H92ZM143 244V245H141ZM252 244L257 247V248H262L264 247V241L259 239V238H256L254 240H252ZM11 245V246H10ZM16 245L17 248H16ZM45 245V247H44ZM54 245V246H53ZM61 248V246H63ZM69 245V246H68ZM83 247H81V246ZM260 245V246H259ZM14 248H13V247ZM20 246V247H19ZM31 246V247H30ZM33 246V247H32ZM35 246V247H34ZM39 246V247H38ZM53 246V247H52ZM79 246L81 248H79ZM12 248V250L10 248ZM25 247V248H24ZM29 247V249H28ZM56 247V248H55ZM100 247V248H99ZM202 247V245H201ZM58 248V249H57ZM91 248V249H90ZM145 248V249H144ZM7 249V250H5ZM9 249V250H8ZM18 249V250H17ZM22 249L21 251H24V255H27L29 257H26L25 259L22 258L23 254L22 252H20L19 250ZM38 249V250H37ZM45 249V253H44V250ZM48 249V250H47ZM62 249V250H60ZM70 249V250H71ZM81 249V250H79ZM99 249V251H98ZM180 249L182 251H185V246L184 245H181ZM15 250V251H13ZM34 250V251H33ZM36 250V251H35ZM51 250V251H50ZM53 250H54V253H53ZM58 250V251H57ZM83 250V251H82ZM88 250V251H87ZM6 251H7V254H6ZM13 251V253L11 252ZM26 251V252H25ZM39 251V252H38ZM57 251V252H56ZM64 251V252H63ZM90 251V252H89ZM19 252V253H18ZM27 252H30L27 253ZM58 252H60L61 254H59ZM63 252V253H62ZM87 252V253H86ZM95 252V253H94ZM165 252V253H164ZM168 252V253H167ZM9 253V254H8ZM14 253H17L14 254ZM27 253V254H26ZM53 253V254H52ZM70 253V252H68ZM70 253V254H71ZM94 253V254H93ZM16 256H14V255ZM20 254V255H19ZM22 254V255H21ZM34 254V255H33ZM42 254V255H41ZM59 254V255H58ZM87 254V255H86ZM93 254V255H91ZM4 255V256H3ZM13 255V256H12ZM31 255V257H30ZM44 255V256H43ZM160 255V256H159ZM20 256V257H19ZM22 256V257H21ZM32 256L34 258H32ZM41 256V257H40ZM56 256V257H55ZM58 256L60 257V260L58 258ZM84 256V258H83ZM92 256V257H91ZM162 256V257H161ZM164 256V257H163ZM166 256V257H165ZM78 259H77V258ZM82 257V259H81ZM90 257V258H89ZM161 257V259H160ZM8 258V260H7ZM17 258V259H16ZM19 258L21 260H19ZM41 258V259H40ZM47 258V259H46ZM51 258V260L49 259ZM55 258V259H54ZM64 258V259H62ZM159 258V259H158ZM34 259V260H33ZM44 259V260H43ZM46 259V260H45ZM85 259V260H84ZM164 259V260H162ZM220 261H223L222 259L218 258ZM14 260V261H13ZM42 260V261H41ZM48 260V261H47ZM87 260V261H86ZM90 260V261H89ZM94 260V261H93ZM155 260V261H154ZM157 260V261H156ZM168 260V261H167ZM171 260V261H170ZM24 261V262H23ZM35 261V262H34ZM60 261V262H59ZM69 261V262H68ZM75 261V262H74ZM93 261V262H91ZM159 261V262H158ZM163 261V262H162ZM6 262V263H5ZM15 262V263H14ZM22 262V263H21ZM43 262V263H42ZM161 262V263H160Z\"/></svg>", "mask_w": 264, "mask_h": 264}, {"label": "bare ground", "instance_id": "bare-ground-1", "mask_svg": "<svg viewBox=\"0 0 264 264\" xmlns=\"http://www.w3.org/2000/svg\"><path fill=\"white\" fill-rule=\"evenodd\" d=\"M3 1H5V0H3ZM3 1H2V3H3ZM10 1V3H8V4H10V6L8 5V6H6V4H5V6H6V9L8 8V7H10L11 9H12V11L15 13V15H16V18L19 20V22H21L24 26H25V28H26V31H27V33H29V32H33L34 30V28H36L35 30H43L45 33H46V36H47V38L49 39L48 40V42H47V44H46V48L48 49V50H46L45 49V47H44V49L46 50V51H40V49L38 48V47H40V46H38L39 44H36L35 43V39H36V37H34V35L33 36H31V40H32V46H31V43L29 42V44H30V46L33 48V50H34V52L36 53L35 54V56H36V58H34L36 61H38V63H37V65L38 66H40V68H42L43 70H45V71H49L50 72V69H51V71H52V68H58V67H60L61 68V66L64 64V66L65 65H67V67L69 68V73H70V78L68 79V82H69V85H70V88H71V90H72V92H73V95H74V97L76 98V100H77V102L86 110V109H88V110H92L93 109V107H95V106H97V105H95V104H97V103H94L93 101H92V99H90L91 97L90 96H88V94H87V91H85V89H84V86H85V84L81 81V78L83 77V78H88V79H93L95 76H93V74H92V72L94 71H92L90 68H88V69H90L91 70V73H90V71L87 69L86 71H84V72H80L81 73V75H82V77L81 78H79V76H76V74H75V72L73 73V68H72V65H73V63L71 64V61H69V60H71V59H66L65 57V59H66V62H67V64H66V62H65V59L62 57V54H63V52L64 53H66V49H68V47H67V42L65 43V38H63V36H62V38H60V34H61V32H60V34H59V36L58 35H56V34H54V32H52V28L54 27H52V23H53V21H52V17L50 16V14H49V11H47V9H48V7L46 8L45 7V4L47 3H49L50 1L49 0H9ZM9 1H7V2H9ZM26 1H27V3H30L31 5H29V4H27L26 3ZM46 1V2H45ZM70 0H66V2H69ZM74 1V0H73ZM107 1V0H106ZM104 2L103 3V1L101 2V1H99V0H81V3L83 4H81L82 6H84L86 9L87 8H96L97 10V13H100L101 15H102V18H104V19H110V16H114L113 18H119L120 19V27H118V26H116V28L118 27L119 28V30H120V33H119V31H117L118 32V35H116L115 36V38L117 39L116 41H114V42H118V44H122V45H126L127 43H128V39H129V32H128V30H129V27H127V25H128V22L126 21V17H124L123 15V13L124 12H121L120 10H119V8L116 6V5H114V3L113 4H111V2L110 3H107V2ZM110 1V0H109ZM128 1V0H127ZM144 7H145V9L148 11L147 13L148 14H150V15H152V17L150 16V15H145V18H147V19H152L153 18V16H155L154 15V10H152V13H151V8L154 6H152L151 7V2H152V0H138ZM156 1V0H155ZM171 1V0H170ZM173 1V0H172ZM182 1H184V0H182ZM186 1V0H185ZM195 1V0H194ZM199 1V0H198ZM197 1V2H198ZM201 2H202V0H200ZM200 1L198 2V4L201 6V4L202 3H200ZM218 1V0H217ZM222 1V0H221ZM232 1V0H231ZM256 1V0H255ZM255 1H253L252 0V2H250V1H248L247 0V2L245 1V2H240L241 4H243V7L241 6V5H239L238 6V4H237V7H236V10H237V8L238 7H240V8H242L243 10L245 9V10H247V12L251 15V17L250 18H252V19H250L249 17H247V18H249L248 20H249V22H247V29H249L250 30V28L251 29H253V26H252V23H253V25H254V22H256V16L257 15H261V14H263L264 15V13H263V9H261L262 8V6L260 7L259 5H261L262 3H264V2H262V1H260V0H258V1H260V2H262V3H260V2H257V3H254L253 4V2H255ZM54 2V1H53ZM55 2H56V0H55ZM79 2V1H78ZM122 2V1H121ZM129 2V1H128ZM213 2V1H212ZM61 3V2H60ZM62 3H64V0L62 1ZM80 3V2H79ZM78 3V4H79ZM118 3V2H117ZM157 3V2H156ZM159 3H160V1H159ZM179 3V2H178ZM192 3H193V1H192ZM205 3V2H204ZM216 3V2H215ZM218 3V2H217ZM223 3V2H222ZM233 3V2H232ZM237 3V2H236ZM50 4V3H49ZM67 4V3H66ZM152 4H153V2H152ZM167 4V3H166ZM181 4V3H180ZM182 4H184L183 2H182ZM191 4V3H190ZM196 4V3H195ZM206 4H207V2H206ZM229 4V3H228ZM228 4H226V5H228ZM59 5V4H58ZM69 5V4H68ZM125 5V4H124ZM133 5V4H132ZM160 5H162V4H160ZM170 5V4H169ZM186 5H188V4H186ZM203 5V4H202ZM214 5H217V4H214ZM225 5V6H226ZM233 5V4H232ZM259 6V7H257V9H258V11H260V12H262V13H260V12H258L257 13V10H256V8H254L253 6ZM48 6V5H47ZM50 6V5H49ZM60 6H61V4H60ZM73 6V5H72ZM78 6V5H77ZM76 6V7H77ZM190 6V5H189ZM191 6H193V5H191ZM212 6V5H211ZM223 6V5H222ZM234 6H235V4H234ZM83 7V8H84ZM162 7V6H161ZM161 7H159V8H161ZM166 7V6H165ZM172 7V6H171ZM174 7H176V5L174 6ZM187 8H188V6H186ZM213 7V6H212ZM50 8V7H49ZM52 8H53V6H52ZM51 8V9H52ZM72 8V7H71ZM81 8V6L80 7H78V9H80ZM120 8H121V6H120ZM199 8V7H198ZM197 8V9H198ZM215 8V7H214ZM234 8V7H233ZM264 8V7H263ZM68 9H69V6H68ZM73 9H75V8H73ZM73 9L71 10V11H73ZM86 9H83L84 11L86 10ZM163 9V8H162ZM161 9V10H162ZM176 9H178V8H176ZM201 9V8H200ZM220 9H221V7H220ZM4 10V9H3ZM50 10V9H49ZM54 10V9H53ZM55 10H57V9H55ZM94 9H92L91 11H93ZM129 10H130V8H129ZM145 10V11H146ZM169 10V9H168ZM174 10V9H173ZM185 10V9H184ZM188 10V9H187ZM192 10V9H191ZM202 10V9H201ZM204 10V9H203ZM222 10H223V8H222ZM225 10V9H224ZM7 11V10H6ZM11 11V10H10ZM95 11V10H94ZM133 11V10H132ZM132 11H130V12H132ZM154 11V12H153ZM172 11V10H171ZM178 11V10H177ZM180 11V10H179ZM206 11H207V8H206ZM52 12V11H51ZM79 12H82V11H80L79 10ZM86 12V11H85ZM82 12V15H81V23H80V21L78 20V22L77 23H79V25L80 24H82V22L84 23V24H82V25H80V26H84L85 27V29L87 28V27H89V26H87V24H86V21L89 23V21L91 20L90 18H89V21H88V19L86 18V13H88V12ZM136 12V11H135ZM138 12V11H137ZM140 12V11H139ZM182 12H184L183 10H182ZM192 12V11H191ZM201 12V11H200ZM208 12V11H207ZM222 12V11H221ZM244 12V11H243ZM53 14L54 13H57V12H52ZM59 14H61V15H63V13H61V12H58ZM57 13V14H58ZM78 13V12H77ZM83 13L85 14V16L83 15ZM91 13V12H90ZM132 13H134V12H132ZM165 13H166V11H165ZM167 13L169 14V13H171L170 11L168 12L167 11ZM203 13H204V11H203ZM210 13V14H209ZM230 13V12H229ZM4 14H7V13H5V11L3 12V11H0V21L2 22V20H3V16L4 17H6ZM79 14V13H78ZM100 14H98V15H100ZM179 14V13H178ZM201 14V13H200ZM223 14V13H222ZM8 15V14H7ZM71 15H73V14H71ZM70 15V16H71ZM95 15V14H94ZM100 15V16H101ZM140 15V14H139ZM162 15V14H161ZM161 15H160V19L159 18H153L154 20H156L158 23H159V25H160V27H164V28H166V30L165 31H167L166 33H168V36H170V40L168 41L171 45H173L175 48V50L174 51H177V53L181 50V48H180V44L178 43L179 41L177 40V32L178 31H181V29H184V27H185V25H186V22H185V20L184 19H181L180 17H179V22H176V24H174V25H169L168 24V22L170 23V21H168V22H166V21H163V20H161ZM167 15V14H166ZM170 15V14H169ZM191 15H192V18H193V21H197V13L196 12H194L193 11V13H191ZM207 15H209V17H210V19H211V21L218 27V28H220V29H222L224 26H223V16L224 15H220V14H215V12L213 13L212 11L211 12H208V14ZM231 15V14H230ZM259 15V16H260ZM11 16V15H10ZM58 16V15H57ZM74 16V15H73ZM79 16V15H78ZM82 16H84L86 19H84V17H82ZM96 16V15H95ZM137 16V15H136ZM141 16V15H140ZM144 16V15H143ZM168 16V15H167ZM172 16V15H171ZM181 16V15H180ZM201 16V15H200ZM205 16V15H204ZM228 16V15H227ZM236 16V15H235ZM12 17V16H11ZM15 17V16H14ZM53 17H54V15H53ZM87 17H90V16H88L87 15ZM229 17V16H228ZM231 17V16H230ZM238 17V16H237ZM237 17H236V20H239V19H237ZM240 17H241V15H240ZM10 18V17H9ZM13 18V17H12ZM63 18H65V16L63 17ZM68 18V17H67ZM83 18V19H82ZM101 18V17H100ZM113 18H112V20H113ZM128 18H130V17H128ZM132 18V17H131ZM135 18V17H134ZM144 18V19H145ZM170 18V17H169ZM173 18V17H172ZM171 18V19H172ZM186 18V17H185ZM258 18V17H257ZM5 19V18H4ZM55 19V18H54ZM61 19V18H60ZM133 19V18H132ZM146 19V20H147ZM165 19V18H164ZM174 19V18H173ZM172 19V20H173ZM177 19V18H176ZM180 19H181V21H180ZM187 19V18H186ZM189 19V18H188ZM188 19H187V21H188ZM56 20H57V18H56ZM64 20V19H63ZM98 20V19H97ZM145 20V21H146ZM154 20H152V21H154ZM168 20V19H167ZM226 20V19H225ZM247 20V21H248ZM254 22H253V21ZM261 20V19H260ZM4 21V20H3ZM15 21H17V20H15ZM72 21V20H71ZM75 21H76V19H75ZM105 21V20H104ZM111 21V20H110ZM130 21H132V20H130ZM142 21V20H141ZM140 21V22H141ZM250 21H251V23H250ZM6 22H8V19H7V21ZM60 22H62L61 20H60ZM69 22H70V20H69ZM91 23H92V21H90ZM108 22V21H107ZM116 22V21H115ZM118 22H119V20H118ZM155 22V21H154ZM157 22H155L156 24H157ZM175 22V21H174ZM173 22V23H174ZM190 22V21H189ZM235 22V21H234ZM243 22V21H242ZM12 23V22H11ZM15 23V22H14ZM101 23H102V21H101ZM131 23V22H130ZM172 23V22H171ZM170 23V24H171ZM192 23V22H191ZM198 23V22H197ZM220 23V24H219ZM229 23V22H228ZM231 23V22H230ZM257 23V22H256ZM61 24H63V22L61 23ZM70 24H71V22H70ZM85 24H86V26H85ZM100 24V23H99ZM111 24H113V23H111ZM116 24V23H115ZM218 24V25H217ZM258 24V23H257ZM257 24H255L256 25V27H257ZM2 25V24H1ZM13 25V24H12ZM16 25V24H15ZM93 25V24H92ZM114 25V24H113ZM112 25V26H113ZM188 25H190V23L188 24ZM191 25H193V27H195L196 29H197V27L196 26H194V24H191ZM197 25V24H196ZM244 25H245V23H244ZM249 25L251 26V27H249ZM260 25H262V24H260ZM3 26V25H2ZM11 26V25H10ZM17 26V25H16ZM21 26V25H20ZM66 26V25H65ZM70 26H72V25H70ZM106 26V25H105ZM104 26V27H105ZM110 27H111V25H109ZM131 26V25H130ZM187 26V25H186ZM201 26H203V25H201ZM213 26V25H212ZM228 28H231L232 29V25H230L231 27H229L228 25H226ZM259 26V25H258ZM6 27V26H5ZM52 27V28H51ZM56 27V26H55ZM54 27V28H55ZM64 27V26H63ZM67 27V26H66ZM93 27V26H92ZM97 27V26H96ZM115 27V26H114ZM132 27V26H131ZM192 27V26H191ZM214 27V26H213ZM222 27V28H221ZM237 27V26H236ZM1 28V27H0ZM14 28V27H13ZM24 28V29H25ZM68 28H69V26H68ZM70 28H72V27H70ZM79 28V27H78ZM94 28V27H93ZM118 28H117V30H118ZM127 28H128V30H127ZM163 28V29H164ZM194 28V29H195ZM204 28V27H203ZM239 28V27H238ZM255 28V27H254ZM258 28H261V27H258ZM6 29V28H5ZM11 29V28H10ZM63 29V28H62ZM89 30L91 29L92 30V28L90 27V28H88ZM95 30H96V28H94ZM189 29V28H188ZM193 29V30H194ZM195 29V30H196ZM233 29H236L235 27H233ZM232 29V30H233ZM242 29H244V28H242ZM264 29V28H263ZM262 29V30H263ZM56 30V29H55ZM70 30V29H69ZM68 30V31H69ZM74 30V29H73ZM101 30V29H100ZM109 30H111V29H109ZM113 30H114V28H113ZM123 30V31H122ZM133 30V29H132ZM138 30V29H137ZM156 30V29H155ZM192 30V31H193ZM227 30V29H226ZM260 30V29H259ZM16 31V30H15ZM20 32H21V30H19ZM60 31V30H59ZM62 31H64V30H62ZM68 31H67V33H68ZM75 31V30H74ZM81 31H82V27H81ZM84 31V30H83ZM88 31V30H87ZM97 31H99L98 29H97ZM112 31V30H111ZM134 31H135V29H134ZM133 31V32H134ZM185 31H190V30H186L185 29ZM202 30H200V32H201ZM7 32V31H6ZM65 32H66V30H65ZM72 32V31H71ZM103 31H101V33H102ZM114 32V31H113ZM196 32H197V30H196ZM208 32V31H207ZM216 32H219V33H221V31H219V30H217L216 29ZM234 32V31H233ZM244 32V31H243ZM247 32H248V30H247ZM16 33V32H15ZM35 33H37V32H35ZM34 33V34H35ZM41 33V32H40ZM74 33H76V32H74ZM80 33V32H79ZM93 33H95V32H93ZM99 33V32H98ZM97 33V34H98ZM115 33V32H114ZM142 33H143V31H142ZM146 33V32H145ZM149 33V32H148ZM189 33V32H188ZM256 33V32H255ZM4 34V33H3ZM9 34V33H8ZM11 34H13L14 35V33H11ZM10 34V35H11ZM18 34V33H17ZM24 34V33H23ZM31 34V33H30ZM43 34V33H42ZM70 35H72L71 33H69ZM77 34V33H76ZM87 34V33H86ZM96 34V33H95ZM112 34V33H111ZM132 34V33H131ZM190 34H192V33H190ZM209 34V33H208ZM229 34V33H228ZM238 34V33H237ZM242 34H246V37H249L250 38V36L249 35H247V33H242ZM249 34V33H248ZM6 35V34H5ZM4 35V36H5ZM16 35V34H15ZM37 35V34H36ZM66 35H68V34H66ZM66 35L64 36V37H66ZM89 35H93L92 34V31H91V34H89ZM101 35V34H100ZM104 35V34H103ZM108 35H109V32H108ZM107 35V36H108ZM140 35H142V34H140ZM189 35V34H188ZM204 35H206V34H204ZM209 35H211V34H209ZM203 36V35H201V36H203V40H204V43L206 42V43H208L209 45V49H211V50H214V55H215V52L216 53H224L225 52V50H227V49H225V48H230V46L229 47H226V46H228V45H226V43L225 42H215V41H213L212 40V37H210V36ZM21 36V35H20ZM23 36V35H22ZM21 36V37H22ZM45 36V35H44ZM75 36V35H74ZM77 36V35H76ZM86 36V35H85ZM114 36V35H113ZM135 36V35H134ZM183 36H184V34H183ZM200 36V37H201ZM226 36V35H225ZM257 36V35H256ZM262 36V35H261ZM3 37V36H2ZM7 37V36H6ZM10 37V36H9ZM18 37H19V35H18ZM33 37V38H32ZM40 37V36H39ZM69 37V36H68ZM95 37V36H94ZM105 37V36H104ZM109 37V36H108ZM136 37V36H135ZM143 37V36H142ZM147 37H150L149 36V34H148V36ZM188 37V36H187ZM237 37V36H236ZM241 37V36H240ZM239 37V38H240ZM264 37V36H263ZM10 38H12V36L10 37ZM43 38V37H42ZM70 38V37H69ZM84 38H86V37H84ZM87 38H89V36L87 37ZM131 38V37H130ZM225 38H227V37H225ZM252 38H253V36H252ZM252 38H251V40H252ZM5 39V38H4ZM41 39V38H40ZM67 39V38H66ZM72 38H70V40H71ZM74 39V38H73ZM137 39H138V37H137ZM147 39V38H146ZM145 39V40H146ZM188 39H191V38H188ZM193 39H194V37H193ZM192 39V40H193ZM202 39V38H201ZM232 39V38H231ZM248 39V38H247ZM247 39H245V40H247ZM258 39V38H257ZM260 39H261V37H260ZM7 40V39H6ZM5 40V41H6ZM9 40V39H8ZM29 40V39H28ZM36 40H38V37H37V39ZM69 40V39H68ZM74 40H76V39H74ZM74 40H71V42L73 43V41ZM78 40H79V38H78ZM90 40V39H89ZM94 40V39H93ZM106 40V39H105ZM108 40V39H107ZM106 40V41H107ZM110 40H111V38H110ZM110 40H108L107 42H109ZM141 40V39H140ZM144 40V39H143ZM154 40H156V39H154ZM206 40V41H205ZM222 40V39H221ZM243 40H244V38H243ZM249 40V39H248ZM247 40V41H248ZM254 40H255V38H254ZM10 41V40H9ZM12 41H13V39H12ZM11 41V42H12ZM19 41H21L20 39H18L17 38V44L14 42V44H16V46L18 45V43H19ZM30 41V40H29ZM44 41V40H43ZM83 41H85V39L83 40ZM131 41V40H130ZM153 41V40H152ZM190 41V40H189ZM199 41V40H198ZM197 41V42H198ZM223 41H225V40H223ZM229 41V40H228ZM259 41V40H258ZM2 43H3V41H1ZM8 42V41H7ZM22 42V41H21ZM28 42V41H27ZM79 42V41H78ZM78 42H76L75 41V43L74 44H76V43H78ZM85 42H88V41H85ZM85 42H80L79 43V48L78 49H80L81 48V46L82 45H86L87 43H85ZM90 42V41H89ZM99 42V41H98ZM133 41H131L130 43H132ZM141 42H142V40H141ZM148 42V41H147ZM155 42V41H154ZM167 42V43H168ZM185 42H186V39H185ZM202 42V41H201ZM245 42L246 41H244L243 43L245 44ZM256 42V41H255ZM13 43V42H12ZM38 43H40V42H38ZM45 43V42H44ZM91 43V45H92V42H90ZM89 43V44H90ZM96 43V42H95ZM94 43V44H95ZM135 43V42H134ZM150 43V42H149ZM153 43V42H152ZM151 43V44H152ZM159 43V42H158ZM168 43V44H169ZM200 43V42H199ZM246 43H250V45H252V44H254V43H251L250 42V40H249V42H246ZM13 44V45H14ZM22 44V43H21ZM41 44V43H40ZM93 44V45H94ZM98 45H99V47H100V45L101 44H99V43H97ZM103 44V43H102ZM111 44V43H110ZM117 44V43H116ZM117 44V45H118ZM138 44V43H137ZM136 44V45H137ZM144 44V43H143ZM259 44V43H258ZM1 45V44H0ZM91 45H89V46H91ZM108 45V44H107ZM114 45V44H113ZM196 45V44H195ZM199 45V44H198ZM201 45V44H200ZM204 45V44H203ZM243 45V44H242ZM2 46H3V44H2ZM1 46V47H2ZM9 46V45H8ZM8 46H7V49H8ZM12 46V45H11ZM11 46H9V48L11 47ZM15 46V47H16ZM42 46H43V44H42ZM72 46V45H71ZM71 46H70V48H71ZM77 46V45H76ZM105 46V45H104ZM118 46H120V45H118ZM118 46H116V47H118ZM128 46H129V43H128ZM128 46H127V49L129 50L130 48H128ZM138 46H139V44H138ZM152 46H153V44H152ZM162 46V45H161ZM172 46V47H173ZM206 46V45H205ZM246 46H249V44H246ZM253 46V45H252ZM256 46V45H255ZM254 46V47H255ZM262 46V45H261ZM18 47V46H17ZM20 47H22V46H20ZM83 47V46H82ZM86 47V46H85ZM94 47V46H93ZM106 47V46H105ZM123 47V46H122ZM122 47H121V49H122ZM126 47V46H125ZM154 47V46H153ZM170 47V46H169ZM193 47H194V45H193ZM211 47V48H210ZM224 47V48H223ZM257 47V46H256ZM255 47V48H256ZM264 47V46H263ZM14 48V47H13ZM12 48V49H13ZM24 48V47H23ZM31 48V49H32ZM41 48V47H40ZM72 48H73V46H72ZM88 48V47H87ZM98 50H97V49ZM104 47L102 46L101 48H98L97 46L96 47H94L93 48V50H97L96 51V57H95V59H96V62H97V65L98 66H93L94 68L96 67H98L97 69H95V70H97L98 71V69H100V72L99 73H101V72H107V73H114V75H113V77L114 76H116V78H117V80L119 81V80H123L124 79V75H123V72L124 71H122L121 69H122V67H121V69L118 67V65L116 64V62H117V60H118V58H117V60H115V56L113 55V54H111L110 52L108 53V47H106V49H103ZM115 48V47H114ZM134 48V47H133ZM139 48V47H138ZM146 48V47H145ZM150 48H152V47H150ZM157 48H158V45H157ZM156 48V49H157ZM161 47H159L158 49H160ZM184 48V47H183ZM190 48V47H189ZM233 48V47H232ZM244 48V47H243ZM4 49V48H3ZM15 49V48H14ZM26 49V48H25ZM29 49V48H28ZM85 49V48H84ZM153 49V48H152ZM155 49V48H154ZM188 49V48H187ZM264 49V48H263ZM10 50V49H9ZM8 50V51H9ZM69 50H71V49H69ZM86 50V49H85ZM105 50H108L107 52L105 51ZM111 51H112V49H110ZM114 50V49H113ZM127 50V51H128ZM135 50V49H134ZM139 50V49H138ZM170 50V49H169ZM233 50V49H232ZM256 50V49H255ZM257 50H259V49H257ZM256 50V51H257ZM14 51V50H13ZM22 51V50H21ZM24 51V50H23ZM22 51V52H23ZM82 50H80V52H81ZM122 51V50H121ZM120 51V52H121ZM127 51H125V53L127 52ZM147 51V50H146ZM151 51H153V50H151ZM151 51H147V52H151ZM158 51V50H157ZM260 51V50H259ZM7 52V51H6ZM76 52H78L79 53V51H76ZM119 52V51H118ZM172 52V51H171ZM211 52H213V51H211ZM263 52V51H262ZM262 52H260V53H262ZM11 53V52H10ZM19 53V52H18ZM26 53H28V52H26ZM86 53H88V52H86ZM114 53V52H113ZM124 53V52H123ZM152 53V52H151ZM159 53V52H158ZM161 54L160 55H162V51L160 52ZM175 53V52H174ZM183 53H186V54H183ZM183 53H181L180 54V57H182V59L181 60H183L184 61V59H185V62H184V68L186 67V68H188V69H190L192 72H193V70L192 69H194V68H196L195 70H197V69H199L198 68V65H196V63H189V62H187L186 60H188V61H192L191 59H190V57H191V55H192V53L191 52H189V53H187V52H185V51H183ZM195 53V52H194ZM222 53V54H223ZM227 53V52H226ZM226 53L224 54V55H226ZM13 54V53H12ZM12 54H8V52H7V54L5 53H0V82L2 81V80H4V79H6L8 76H10V78L12 77H14L15 79V84H11V85H8V87L6 86V89H2V88H0V141H2L3 143H9V147H10V142H12V141H10V139H12V138H10V135L12 134V132H13V130L15 129H13L12 127H11V125L9 124V123H11L10 121H9V119H11V121H12V123L14 122V124L17 126H19V130H20V132H21V130L23 129V128H25L24 130H25V132H26V129H28V130H30L31 128H27L28 126H29V124H32L33 125V122H34V120L35 119H37V118H39L40 119V117H45V116H47L48 115V113H47V111H49V115L47 116V118L51 115L50 114V111H53V110H50V109H52L53 108V106H56L57 108L60 106V100L59 99H55L56 97H57V94H58V91L59 90H57V88H59L58 86L56 87L55 85H53V84H51L48 88L45 86V88H46V90L44 91H41L42 89H40V90H38V85H36L35 84V82H34V79H33V75H31V74H33V73H30L29 74V72H28V66H27V69L25 68V67H21L22 69L19 71V70H14L13 72H14V75L12 76V75H10L9 74V72H10V68H11V65L13 64V65H15V64H17V65H22V63H20V60L18 59H16V58H21L20 56H18V57H16V56H14V57H12ZM67 54H68V52H67ZM73 54V53H72ZM83 54V53H82ZM85 54V53H84ZM91 54V53H90ZM115 54H116V52H115ZM130 54V53H129ZM147 54V53H146ZM153 54H155V53H153ZM173 54V53H172ZM19 55V54H18ZM24 55H25V53H24ZM50 55H51V57H50ZM64 55V54H63ZM85 55H87V54H85ZM89 55V54H88ZM118 55V54H117ZM116 55V56H117ZM120 55V54H119ZM133 55V54H132ZM137 55H139V54H136V56ZM159 55V56H160ZM163 55H165V54H163ZM169 55H171V54H169ZM195 55V54H194ZM202 55H204V54H202ZM262 55V54H261ZM264 55V54H263ZM31 56H33V55H31ZM64 56H66V54L64 55ZM76 56H78V55H76ZM120 56H122V55H120ZM120 56H118V57H120ZM124 56V55H123ZM129 56H131V55H129ZM134 56V55H133ZM139 56H142V55H139ZM146 56V55H145ZM156 56V55H155ZM159 56H157V57H159ZM199 56V55H198ZM221 56H223V55H221ZM232 56H235L234 54L232 55ZM245 56H246V54H245ZM23 57V56H22ZM34 57V56H33ZM32 57V58H33ZM80 56H78L77 58L80 60V58H79ZM87 57H92L91 55L90 56H86V58ZM138 57V56H137ZM152 57V56H151ZM156 57V58H157ZM185 57V58H184ZM204 57V56H203ZM206 57V56H205ZM226 57V56H225ZM229 57V56H228ZM238 56H236V58H237ZM252 57V56H251ZM75 57H73V59H74ZM82 58H84V57H82ZM126 58V57H125ZM130 58V57H129ZM146 58V57H145ZM154 58V57H153ZM163 58V57H162ZM223 58V57H222ZM233 58V57H232ZM254 59H255V56L253 57ZM253 58H252V62H254L253 61ZM29 59V58H28ZM132 59V58H131ZM135 59H139V58H135ZM149 59V58H148ZM158 59V58H157ZM175 59V58H174ZM179 60H180V58H178ZM197 59V58H196ZM206 59V58H205ZM216 59H218V58H216ZM225 59V58H224ZM227 59L228 58H226V62H228L227 61ZM243 59V58H242ZM249 59V58H248ZM83 60V59H82ZM84 60H85V58H84ZM88 60V59H87ZM93 60H94V58H93ZM127 60V59H126ZM141 60V59H140ZM150 60V59H149ZM155 60V59H154ZM154 60H153V62H154ZM171 60V59H170ZM207 60H209V59H207ZM215 60V59H214ZM218 60H220V59H218ZM230 60V59H229ZM231 60H234V59H231ZM238 60H240V59H238ZM245 60H246V58H245ZM260 60H263V59H260ZM30 61H32V60H30ZM78 61V60H77ZM76 61V62H77ZM81 61V60H80ZM121 61V60H120ZM125 61V60H124ZM130 60H128V62H129ZM133 61H134V59H133ZM135 61H137V63H138V60H135ZM142 61V60H141ZM156 61H159V60H156ZM195 61H197V60H195ZM201 62L203 61L202 60V58H201V60H200ZM212 61V60H211ZM224 61V60H223ZM242 61H244V60H242ZM256 61H258V60H255V62ZM75 62V63H76ZM209 62V61H208ZM214 62V61H213ZM250 63H251V61H249ZM263 62V61H262ZM32 63V62H31ZM85 63V62H84ZM88 63V62H87ZM86 63V64H87ZM91 63V62H90ZM132 63V62H131ZM136 63V64H137ZM147 63V62H146ZM157 63V62H156ZM200 63V62H199ZM203 63V62H202ZM201 63V64H202ZM207 63V62H206ZM216 63V62H215ZM230 63V62H229ZM77 64V63H76ZM75 64V65H76ZM78 64H79V62H78ZM77 64V65H78ZM89 64V63H88ZM87 64V65H88ZM94 64V63H93ZM128 64V63H127ZM130 64V63H129ZM148 64V63H147ZM149 64H151L150 62H149ZM153 64V63H152ZM155 64V63H154ZM193 64H195L196 65V67L193 65ZM204 64V63H203ZM202 64V65H203ZM207 64H210V63H207ZM224 64H225V62H224ZM231 64H233V63H231ZM236 64V63H235ZM239 64V63H238ZM241 64V63H240ZM257 64V63H256ZM259 64H262V63H259ZM16 65V66H17ZM23 65H24V63H23ZM22 65V66H23ZM28 65V64H27ZM74 65V66H75ZM91 65V64H90ZM133 63H132V67H133ZM158 65V64H157ZM156 65V66H157ZM161 65V64H160ZM178 65V64H177ZM192 65L194 66V68H191L192 67ZM225 65H227V64H225ZM254 65V64H253ZM252 65V67H248L250 70H251V68H253V70H254V66ZM26 66V65H25ZM64 66H63V68H64ZM81 66H83V64L81 65ZM120 66V65H119ZM136 66H138V65H136ZM147 66V65H146ZM204 66V65H203ZM219 66V65H218ZM217 66V67H218ZM224 66V65H223ZM228 66H230V65H228ZM231 66H233V65H231ZM257 66V65H256ZM255 66V67H256ZM260 66V65H259ZM258 66V67H259ZM263 66V65H262ZM66 67V68H67ZM79 67V66H78ZM78 67H76V68H78ZM91 67V66H90ZM126 67V66H125ZM139 67V66H138ZM164 67V66H163ZM212 67V66H211ZM210 67V68H211ZM220 67V66H219ZM13 68H16V67H13ZM31 68V67H30ZM36 68V67H35ZM34 68V69H35ZM39 68V67H38ZM39 68V69H40ZM75 68V69H76ZM80 68V67H79ZM84 68V67H83ZM131 68V67H130ZM140 68V67H139ZM156 68H158V67H156ZM165 68V67H164ZM171 68V67H170ZM183 68V67H182ZM183 68V69H184ZM185 68V69H186ZM201 68H203L202 66H201ZM206 68H208L209 69V66H205V69ZM226 68H227V66H226ZM226 68H224V71H226L225 69ZM235 68V67H234ZM233 68V69H234ZM247 68V70L248 71H250L249 69ZM20 69V68H19ZM135 69V68H134ZM146 69L147 68H145V70H144V68H143V71H146ZM160 69H162V68H160ZM256 69V68H255ZM36 70V69H35ZM35 70H32V71H30V72H33V71H35ZM38 70V69H37ZM54 70V69H53ZM56 70V69H55ZM81 70V69H80ZM101 70H103V71H101ZM125 70H126V68H125ZM139 70V69H138ZM142 70V69H141ZM148 70V69H147ZM151 70H153V69H151ZM158 70V69H157ZM166 70V69H165ZM174 70V69H173ZM173 70H171V71H173ZM194 70V71H195ZM204 70V69H203ZM211 70H212V68H211ZM260 70H262V69H260ZM260 70H258V72L260 71ZM26 71V72H25ZM66 71V70H65ZM82 71V70H81ZM127 71V70H126ZM135 71H137V70H135ZM134 71V72H135ZM154 71L156 72V70H155V68H154ZM163 71V70H162ZM167 71H169V70H167ZM175 71H177V70H175ZM198 71L199 70H197V73H198ZM215 71V70H214ZM213 71V72H214ZM233 72H234V70H232ZM237 71V70H236ZM246 71V70H245ZM244 71V72H245ZM256 70H254V72H255ZM263 71V70H262ZM12 72V71H11ZM43 72V71H42ZM58 72V71H57ZM130 72H131V70H130ZM132 72H133V70H132ZM149 72H150V69H149ZM164 72V71H163ZM162 72V75H164L165 73H163ZM178 72V71H177ZM201 72H203V71H200L199 73H201ZM207 72V71H206ZM209 72L211 73V71L209 70ZM217 72V71H216ZM222 72H223V70H222ZM229 72H231L230 70H229ZM251 72V71H250ZM257 72V71H256ZM36 73V72H35ZM97 73V72H96ZM98 73V74H99ZM104 73V74H105ZM109 73V74H110ZM126 72H124V74H125ZM128 73V72H127ZM148 75H150L148 72H146ZM151 73V72H150ZM160 72H158L157 71V74H159ZM175 72H173L172 74H168L169 76H172L173 74H174ZM179 73H182V72H179ZM195 73V72H194ZM208 73V72H207ZM215 73V72H214ZM220 72H218V73H216V74H219ZM259 73H261V72H259ZM41 74V73H40ZM63 74V73H62ZM103 74V75H104ZM132 74V73H131ZM139 74H141V73H139ZM142 74H143V72H142ZM152 74V73H151ZM167 74V73H166ZM165 74V75H166ZM196 74V73H195ZM206 74V73H205ZM211 74H213V73H211ZM225 74V73H224ZM226 74H227V72H226ZM225 74V75H226ZM229 74V73H228ZM230 74H232V73H230ZM244 74V73H243ZM44 75V74H43ZM47 75V74H46ZM45 75V76H46ZM58 75V74H57ZM91 75L93 76V78L91 77ZM106 75V74H105ZM110 75H112V74H110ZM133 75V74H132ZM161 75V74H160ZM162 75H161V77H162ZM178 75V74H177ZM186 75V74H185ZM214 75V74H213ZM241 75V74H240ZM245 75V74H244ZM255 75V74H254ZM259 75V74H258ZM261 75V74H260ZM7 76V77H6ZM20 76H22L23 77V80H24V82L23 81H21V80H19V78H20ZM48 76V75H47ZM99 76V75H98ZM141 76V77H140ZM140 76H138V77H140V79H142V75H140ZM143 76H144V74H143ZM157 76V75H156ZM219 76L220 75H218L217 76V78L218 79H220L219 78ZM230 76V75H229ZM235 76H236V74H235ZM234 76V77H235ZM247 76V75H246ZM257 76V75H256ZM36 77H38L37 75H36ZM44 77V76H43ZM91 77V78H90ZM97 77V76H96ZM109 77V76H108ZM127 77H128V75L126 76V78L125 79H127ZM130 77V76H129ZM148 77V76H147ZM153 77H155V75L153 76ZM152 77V78H153ZM203 77V76H202ZM215 77V76H214ZM225 77V76H224ZM223 77V78H224ZM228 77V76H227ZM237 78H238V76H236ZM252 78H254L253 76H251ZM9 78V77H8ZM8 78H7V80H8ZM41 78V77H40ZM39 78V79H40ZM110 78V77H109ZM133 78V77H132ZM143 78H145V77H143ZM166 78V77H165ZM169 78V77H168ZM211 78V77H210ZM213 78V77H212ZM222 78V77H221ZM231 78V77H230ZM257 78V77H256ZM261 78V77H260ZM264 78V77H263ZM263 78H261V79H263ZM96 79H98V78H95V80ZM131 79V78H130ZM156 79H158V78H156ZM217 79V80H218ZM225 79V78H224ZM223 79V81H225L226 82V80H224ZM234 79V78H233ZM241 79H242V77H241ZM258 79H259V77H258ZM46 80V79H45ZM94 80V79H93ZM146 80H148V79H146ZM146 80H145V84L149 81H147L146 82ZM158 80H160V78L158 79ZM164 80V79H163ZM163 80H160V81H163ZM167 80V79H166ZM186 80V79H185ZM192 80H193V78H192ZM211 80V79H210ZM221 80V79H220ZM237 80V79H236ZM245 80V79H244ZM260 80V79H259ZM40 81V80H39ZM84 81V80H83ZM100 81V80H99ZM110 81V80H109ZM109 81H108V83H109ZM112 81V80H111ZM114 81V80H113ZM141 81V80H140ZM142 81H144L143 79H142ZM150 81H151V79H150ZM170 81V80H169ZM168 80H167V86L170 84V82H169ZM206 81V80H205ZM219 81V80H218ZM217 81V82H218ZM223 81H222V83H223ZM243 80H241V82H242ZM253 81H255V80H253ZM258 81V80H257ZM11 82H14V81H11ZM40 82H42V81H40ZM46 82V81H45ZM67 82V83H68ZM87 82V81H86ZM89 82V81H88ZM94 83L92 80L90 81V83ZM100 82H103V81H100ZM99 82V83H100ZM114 82H116V81H114ZM114 82H112V83H114ZM124 82V81H123ZM136 82V81H135ZM134 82V83H135ZM164 82V81H163ZM181 82V81H180ZM185 82V81H184ZM216 82V83H217ZM234 82H236L235 81V79H234V81L232 82V83H234ZM240 82V81H239ZM244 82V81H243ZM242 82V83H243ZM250 82V81H249ZM259 82V81H258ZM9 83V82H8ZM90 83H88V85L90 84ZM95 83H97L96 81H95ZM99 83H97L96 85L98 86V84ZM104 83V82H103ZM107 83V84H108ZM118 83V82H117ZM117 83H115V84H117ZM127 83V82H126ZM143 83V82H142ZM150 84H151V82H149ZM153 83H155V82H153ZM212 83H215V82H212ZM219 84L221 83V81L220 82H218ZM218 83L216 84V85H218ZM228 83H230V81L229 82H227V84ZM1 84H5V83H1ZM7 84V83H6ZM5 84V85H6ZM44 84V83H43ZM140 84V83H139ZM196 84V83H195ZM252 84V83H251ZM259 84V83H258ZM62 85V84H61ZM112 85V84H111ZM114 85V84H113ZM137 85V83L134 85V86H136ZM141 85V84H140ZM164 85H166L165 83H164ZM223 85V84H222ZM262 85V84H261ZM40 86V85H39ZM63 86V85H62ZM87 86V85H86ZM110 86V85H109ZM117 86V85H116ZM119 86H120V84H119ZM125 86V85H124ZM145 86H147V84L145 85ZM170 86V85H169ZM173 86V85H172ZM175 86V85H174ZM188 86H190V85H188ZM200 86V85H199ZM234 86V85H233ZM256 86V85H255ZM91 87H93V86H91ZM99 88L100 87H102V86H98ZM149 87V86H148ZM153 87V86H152ZM155 87V86H154ZM165 87V86H164ZM202 87H203V85H202ZM207 87H209V86H207ZM219 87H221V86H219ZM218 87V88H219ZM237 87V86H236ZM261 87V86H260ZM94 88V87H93ZM98 88V89H99ZM103 88H105V87H103ZM107 88V87H106ZM132 88V87H131ZM133 88H135V87H133ZM139 88V87H138ZM144 88V87H143ZM142 88V89H143ZM158 88H159V86H158ZM167 88V87H166ZM165 88V89H166ZM169 88V87H168ZM171 88V87H170ZM173 88H175V87H173ZM178 88V87H177ZM180 88V87H179ZM189 88V87H188ZM192 88V87H191ZM190 88V90H192ZM217 88V87H216ZM215 88V89H216ZM229 88H231V87H229ZM233 88V87H232ZM252 88V87H251ZM88 89V88H87ZM112 89V88H111ZM117 89L119 90V88L117 87ZM123 89V88H122ZM121 89V90H122ZM137 89V88H136ZM141 89V88H140ZM146 89V88H145ZM144 89V90H145ZM161 89V88H160ZM182 89H184V88H182ZM199 89V88H198ZM235 89V88H234ZM255 89V88H254ZM103 90V89H102ZM115 90V89H114ZM128 90H131L130 88L128 89ZM154 90H155V88H154ZM156 90H158V89H156ZM175 90V89H174ZM177 90V89H176ZM206 90V89H205ZM256 90V89H255ZM261 90V89H260ZM70 91V90H69ZM90 91V90H89ZM98 91V90H97ZM127 91V90H126ZM142 91V90H141ZM161 91V90H160ZM180 91V90H179ZM193 91V90H192ZM198 91V90H197ZM222 91V90H221ZM220 91V92H221ZM237 91V90H236ZM243 91H245V90H243ZM259 91V90H258ZM96 92V91H95ZM107 93H108V91H106ZM110 92V91H109ZM125 92V91H124ZM147 92V91H146ZM165 92V91H164ZM168 92V91H167ZM196 92V91H195ZM200 92V91H199ZM199 92H198V94H199ZM202 92V91H201ZM239 92V91H238ZM246 92H247V90H246ZM262 92V91H261ZM119 93V92H118ZM123 93V92H122ZM120 94V95H122L123 96V94ZM127 94H126V96L128 97V98H131V100L133 99H135V100H144V99H146V98H151L152 97V95L154 94V92L152 93V95H150V94H138L137 92H134V91H129V92H126ZM175 93H176V91H175ZM186 93V92H185ZM193 93V92H192ZM222 93V92H221ZM230 93V92H229ZM236 93V92H235ZM240 93V92H239ZM254 93V92H253ZM255 93H257V90H256V92ZM255 93H254V95H255ZM64 94H65V92H64ZM92 94V93H91ZM109 94V93H108ZM113 94H115V93H113ZM112 94V95H113ZM116 94H117V92H116ZM160 94H162V93H160ZM180 94V93H179ZM190 94H191V91H190ZM226 94H227V92H226ZM241 94V93H240ZM247 94V93H246ZM261 94V93H260ZM93 96V98H94V93L92 94ZM104 95H106V94H104ZM119 95V96H120ZM125 95V94H124ZM158 95H159V92H158ZM162 95H164V93L162 94ZM168 95V94H167ZM177 95H178V92H177ZM193 95H194V93H193ZM228 95V94H227ZM257 95V94H256ZM60 96H62V95H60ZM109 96V95H108ZM122 96H120V97H122ZM161 96V95H160ZM159 96V97H160ZM165 96V95H164ZM197 96V95H196ZM264 96V95H263ZM263 96H261V97H263ZM111 97V96H110ZM116 97V96H115ZM117 97H118V94H117ZM119 97V98H120ZM124 97V96H123ZM123 97L121 98L122 100H123ZM156 97V96H155ZM158 96H157V98H159ZM166 97V96H165ZM168 97V96H167ZM177 97V96H176ZM187 97V96H186ZM233 97V96H232ZM259 97V96H258ZM97 98V97H96ZM95 98V99H96ZM154 98V97H153ZM194 98V97H193ZM200 98V97H199ZM208 98V97H207ZM225 98V97H224ZM248 98V97H247ZM115 99V98H114ZM113 99V100H114ZM127 99V98H126ZM169 99V98H168ZM196 100L198 99V98H195ZM201 99V98H200ZM203 99H204V96H203ZM206 99V98H205ZM254 99L255 100H257L256 99V96H254ZM55 100H56V102H55ZM98 100V99H97ZM111 100H112V98H111ZM118 100V99H117ZM120 100V99H119ZM118 100V101H119ZM128 100H130V99H128ZM128 100H126V101H128ZM134 100V101H135ZM141 100V101H142ZM153 100V99H152ZM159 100H162V101H164V99H162V97L159 99ZM166 100H167V98H166ZM165 100V101H166ZM171 99H169V101H170ZM174 100V99H173ZM240 100V99H239ZM264 100V97L262 98V101ZM64 101H65V98H64ZM108 101V100H107ZM115 101V100H114ZM148 101V100H147ZM156 101V100H155ZM184 101V100H183ZM193 101H194V99H193ZM210 101V100H209ZM229 101H230V99H229ZM246 101H248V100H246ZM69 102V101H68ZM129 103H130V101H128ZM146 102V101H145ZM154 102V101H153ZM160 102V101H159ZM159 102H158V104H159ZM168 102V101H167ZM166 102V104H168ZM186 102V101H185ZM191 101H189V103H190ZM226 102V101H225ZM259 102H261V100L259 101ZM77 103V104H78ZM118 103V102H117ZM116 103V104H117ZM123 103V102H122ZM149 103V102H148ZM157 103V102H156ZM173 103H175V101L173 102ZM192 103V102H191ZM196 103H198V102H196ZM208 103V102H207ZM233 103V102H232ZM241 103V102H240ZM253 102H251V104H252ZM256 103H257V101H256ZM263 104H264V102H262ZM64 104V103H63ZM66 104V103H65ZM104 104V103H103ZM111 104V103H110ZM115 104V105H116ZM125 104H126V102H125ZM124 104V105H125ZM142 104H145V103H141V105ZM147 104V103H146ZM150 104V103H149ZM151 104H152V101H151ZM172 104V103H171ZM178 104V103H177ZM187 104V103H186ZM204 104V103H203ZM237 104V103H236ZM247 104V103H246ZM254 104V103H253ZM259 104V103H258ZM100 105V104H99ZM118 105V104H117ZM121 105V104H120ZM126 105H128V104H126ZM148 105V104H147ZM161 105V104H160ZM164 104H162V106H163ZM172 105H174V104H172ZM244 105H245V101H244ZM248 105V104H247ZM247 105H246V107H247ZM257 105V104H256ZM255 105V106H256ZM262 105V104H261ZM260 105V106H261ZM68 106H70V105H68ZM101 106V105H100ZM103 106V105H102ZM132 106V105H131ZM146 105H144V107H145ZM157 106V105H156ZM159 106V105H158ZM166 106V105H165ZM185 106V105H184ZM234 106V105H233ZM240 106V105H239ZM259 106V105H258ZM63 107V105L62 106H60L59 108H60V110H61V108ZM125 107V106H124ZM130 107V106H129ZM153 107H155V106H152V108ZM189 107V106H188ZM205 108H206V106H204ZM79 108V107H78ZM92 108V109H91ZM104 108V107H103ZM151 108V109H152ZM163 108V107H162ZM174 108V107H173ZM179 108V107H178ZM192 108V107H191ZM251 108V107H250ZM256 108V107H255ZM260 108V107H259ZM262 108V107H261ZM107 109V108H106ZM126 109V108H125ZM127 109H129V108H127ZM131 109V108H130ZM129 109V110H130ZM135 108H133V110H134ZM157 109H158V107H157ZM161 109V108H160ZM160 109L158 110V112L160 111ZM181 109V108H180ZM183 109V108H182ZM188 109V108H187ZM190 109V108H189ZM241 109V108H240ZM245 109V108H244ZM87 110V111H88ZM140 110V109H139ZM143 110V109H142ZM153 110V109H152ZM163 110V109H162ZM173 110H176V109H173ZM232 110V112H233V109H231ZM257 110V109H256ZM255 110V111H256ZM56 111V110H55ZM54 111V112H55ZM57 111H58V109H57ZM82 111V110H81ZM97 111V110H96ZM106 111V110H105ZM132 111V110H131ZM136 111H137V106H136ZM135 111V112H136ZM145 111V110H144ZM143 111V112H144ZM167 111V110H166ZM171 111H172V109H171ZM178 111V110H177ZM192 111V110H191ZM236 111V110H235ZM245 111V110H244ZM252 111V110H251ZM254 111V112H255ZM261 111V110H260ZM264 111V110H263ZM98 112V111H97ZM100 112V111H99ZM133 112V111H132ZM139 112H141V111H139ZM152 112V111H151ZM150 112V113H151ZM154 112V111H153ZM167 112H169V111H167ZM193 112V111H192ZM200 112V111H199ZM208 112V111H207ZM230 112V111H229ZM237 112V111H236ZM247 112V111H246ZM107 113V112H106ZM111 113V112H110ZM109 113V114H110ZM130 113V112H129ZM137 113V112H136ZM163 113V112H162ZM171 113V112H170ZM179 113V112H178ZM182 113H184V112H182ZM194 113V112H193ZM203 113H206V112H203ZM234 113V112H233ZM242 113V112H241ZM250 113V112H249ZM261 113V112H260ZM45 114H47V115H45ZM82 114H83V112H82ZM88 114V113H87ZM94 114V113H93ZM97 114V113H96ZM141 114V113H140ZM159 114H161V112L159 113ZM167 114V117H168V113H166ZM191 114V113H190ZM202 114V113H201ZM239 114V113H238ZM255 114V113H254ZM98 115H100V114H98ZM112 115V114H111ZM111 115H110V117H111ZM144 115V114H143ZM148 115H150V114H148ZM175 115H176V113H175ZM185 115V114H184ZM187 115V114H186ZM197 115H198V112H197ZM200 115V114H199ZM236 115V114H235ZM241 115H243V114H241ZM250 115V114H249ZM56 116V115H55ZM64 116V115H63ZM86 116V115H85ZM89 116V115H88ZM95 116V115H94ZM108 116V115H107ZM121 116V115H120ZM164 116H165V114L164 115H161V117H163L164 118ZM192 116V115H191ZM202 116V115H201ZM208 116V115H207ZM229 116V115H228ZM57 117V116H56ZM117 117V116H116ZM124 117V116H123ZM122 117V118H123ZM153 117V116H152ZM151 117V118H152ZM156 117V116H155ZM154 117V118H155ZM166 117V118H167ZM173 117V116H172ZM193 117V116H192ZM204 117H205V115H204ZM239 116H237L236 118H238ZM254 117V116H253ZM255 117H257V116H255ZM254 117V118H255ZM263 117V116H262ZM50 118H52V117H50ZM49 118V119H50ZM64 118V117H63ZM72 118V117H71ZM83 118V117H82ZM93 118V117H92ZM102 118V117H101ZM101 118H100V120H101ZM106 119H108L107 117H105ZM119 118V117H118ZM126 118V117H125ZM128 118V117H127ZM175 118V117H174ZM180 118V117H179ZM199 118V117H198ZM209 118V117H208ZM45 119V118H44ZM61 119V118H60ZM70 119V118H69ZM73 119H75V117L73 118ZM88 119H90V117H88ZM120 119V118H119ZM137 119V118H136ZM156 119V121H157V118H155ZM165 119V118H164ZM168 119V118H167ZM173 119V118H172ZM194 119H196V118H193V122H194ZM252 119V118H251ZM251 119L250 118H238V119H235V123L234 122H232L233 124H231L230 126H229V124H227V127H228V129H229V132H230V134H232L233 135V137L236 139V140H238V142H237V144H235L236 146L237 145H239V143H240V146H239V148H243V149H245V151L247 152V149L244 147V146H246L245 144H246V142L247 143H249V144H252V142L251 141H254V140H252L251 139V137L253 138V137H255V136H258V135H255V136H252V134H253V131H252V127L254 126V127H256L255 125H253V124H256V122H254L253 124H252V122H251ZM257 119H260V118H258L257 117ZM263 119V118H262ZM38 120V119H37ZM54 120V119H53ZM53 120H51L52 122H53ZM57 120V119H56ZM96 120V119H95ZM111 120V119H110ZM116 120V119H115ZM114 120V121H115ZM118 120V119H117ZM121 120V119H120ZM160 121H163V119L161 120V119H159ZM157 121V122H159L160 123V121ZM169 120H171V118H169ZM168 120V121H169ZM182 121H183V119H181ZM234 120V119H233ZM9 121V122H8ZM40 121V120H39ZM45 120H43V122H44ZM58 121V120H57ZM57 121H56V123H57ZM66 121V120H65ZM103 121V120H102ZM113 121V120H112ZM123 121V120H122ZM125 121V120H124ZM128 121V120H127ZM130 121H132V120H130ZM138 121V120H137ZM137 121H135V123L134 124H136V122ZM155 121V122H156ZM174 121H175V119H174ZM186 121H187V118H186ZM48 122V121H47ZM61 122V121H60ZM59 122V123H60ZM74 122V121H73ZM105 122V121H104ZM109 122V121H108ZM111 122V121H110ZM120 123H121V121H119ZM150 122H152V120L150 121ZM155 123L156 125L158 124V123ZM165 122H166V120H165ZM181 122V121H180ZM195 122H196V120H195ZM205 122V121H204ZM212 122V121H211ZM261 122V121H260ZM36 123V122H35ZM35 123H34V125H35ZM40 123H42V122H40ZM55 123V122H54ZM53 123V124H54ZM55 123V125H57ZM67 123V122H66ZM79 123V122H78ZM115 123V122H114ZM126 123V122H125ZM130 123V122H129ZM138 123V122H137ZM139 123H141V122H139ZM166 123H168V122H166ZM185 123V122H184ZM199 123V122H198ZM198 123H197V125H198ZM262 123V122H261ZM263 123H264V121H263ZM38 124V123H37ZM53 124H51V125H53ZM61 124H63L62 122H61ZM68 124V123H67ZM74 124V123H73ZM77 124V123H76ZM76 124H74V125H76ZM80 126H83V128H84V126H85V122H83V121H80ZM88 124V123H87ZM104 124V123H103ZM126 124H128V122L126 123ZM132 124V123H131ZM164 124V123H163ZM182 124V123H181ZM192 124H194V123H192ZM248 124V125H247ZM41 125V124H40ZM43 125H47L46 123L45 124H42V126ZM66 125V124H65ZM70 125V124H69ZM97 125V124H96ZM95 125V126H96ZM105 125V124H104ZM113 125V124H112ZM116 125H119V124H116ZM140 125V124H139ZM158 125H160V124H158ZM174 125V124H173ZM176 125V124H175ZM174 125V126H175ZM213 125V124H212ZM253 125V126H252ZM42 126H39V127H42ZM57 126H59V125H57ZM62 126V125H61ZM64 126V125H63ZM71 126V125H70ZM89 126V125H88ZM101 126V125H100ZM129 126H131V125H129ZM132 126H133V124H132ZM166 126V125H165ZM184 126H185V124H184ZM264 126V125H263ZM262 126V127H263ZM14 127V126H13ZM30 127H32V126H30ZM39 127L37 126V128L39 129ZM44 127V126H43ZM76 127V126H75ZM87 126H85V128H86ZM122 127H123V125H122ZM169 127V126H168ZM177 127H178V125H177ZM180 127V126H179ZM178 127V128H179ZM182 127H183V125L181 126V129H182ZM212 127V126H211ZM224 127V126H223ZM34 128V127H33ZM35 128H36V125H35ZM45 128V127H44ZM54 128H56V127H54ZM53 128V129H54ZM61 129H62V127H60ZM69 128V127H68ZM93 128V127H92ZM99 128V127H98ZM119 128H120V126H119ZM119 128H118V130H119ZM125 128V127H124ZM132 128V127H131ZM150 128L151 127H149V131H150ZM159 128V127H158ZM167 128V127H166ZM171 128H173V127H171ZM175 128V127H174ZM199 128V127H198ZM205 128V127H204ZM203 128V129H204ZM209 128V127H208ZM217 128H218V126H217ZM100 129V128H99ZM114 129V128H113ZM121 129V128H120ZM126 129H128V128H126ZM129 129H130V127H129ZM129 129L128 130H126L124 133L125 134H128V133H126V132H129ZM137 129V128H136ZM141 129H144V130H147V127L144 125V127H142ZM180 129V128H179ZM183 129H185V128H183ZM206 129H207V127H206ZM255 129V128H254ZM257 129V128H256ZM255 129V130H256ZM23 130V131H24ZM31 130H33V129H31ZM48 130V129H47ZM73 130V129H72ZM80 130V129H79ZM84 130V129H83ZM132 130V129H131ZM135 130V129H134ZM152 131L151 132H153V129H151ZM160 130V129H159ZM161 130H165V128L163 129H161ZM171 130V129H170ZM186 130V129H185ZM192 130V129H191ZM199 130H201V129H199ZM212 130V129H211ZM224 130V129H223ZM222 130V131H223ZM226 130V129H225ZM36 131H37V129H36ZM56 131V130H55ZM115 131V130H114ZM133 131V130H132ZM142 131V130H141ZM171 131H173V130H171ZM177 131V130H176ZM195 131H197V130H195ZM210 131V130H209ZM217 131V130H216ZM257 131V130H256ZM17 132V131H16ZM15 131H14V134H13V136L15 135V134H17ZM29 132H31V131H29ZM43 132V131H42ZM45 132V131H44ZM48 132H49V130H48ZM50 132H51V130H50ZM62 132V131H61ZM72 132V131H71ZM79 132V131H78ZM119 133V131H115V133ZM180 132V133H179ZM178 133L179 134H181V131H179ZM193 132H194V130H193ZM199 132V131H198ZM197 132V133H198ZM200 132H202V131H200ZM212 132V131H211ZM218 132V131H217ZM255 132V131H254ZM28 133V132H27ZM39 133V132H38ZM53 133V132H52ZM56 133H58L57 131H56ZM84 133V132H83ZM82 133V134H83ZM101 133V132H100ZM105 133V132H104ZM113 133V132H112ZM114 133V134H115ZM130 133H133V132H130ZM135 133V132H134ZM140 133H142V132H140ZM155 133H158V132H155ZM162 133V132H161ZM161 133H159V134H161ZM169 133V132H168ZM167 133V134H168ZM191 133V132H190ZM215 133V132H214ZM221 133V132H220ZM224 133V132H223ZM257 133H259V131H257ZM18 134H19V131H18ZM31 134V133H30ZM33 134H34V132H33ZM35 134H36V132H35ZM39 134H41V133H39ZM62 134V133H61ZM67 134V133H66ZM122 134V133H121ZM136 134V133H135ZM146 134H147V132H146ZM150 134V133H149ZM171 134V133H170ZM169 134V135H170ZM177 134V133H176ZM182 134H185V131H184V133H182ZM181 134V135H182ZM200 134V133H199ZM210 134V133H209ZM217 134V133H216ZM222 134V133H221ZM262 134V133H261ZM21 135H25V134H23V132H22V134ZM26 135H28V134H26ZM38 134H36V136H37ZM45 135H46V133H45ZM99 135V134H98ZM110 135H112V134H110ZM120 135V134H119ZM129 135V134H128ZM137 135H138V133H137ZM166 135V134H165ZM178 135V134H177ZM212 135V134H211ZM254 135V134H253ZM263 136H264V134H262ZM12 136V137H13ZM18 136V135H17ZM20 136V135H19ZM29 136V135H28ZM32 137H33V135H31ZM43 136V135H42ZM55 136V135H54ZM65 136V135H64ZM69 136H71V135H69ZM73 136V135H72ZM85 136V135H84ZM117 136H118V134H117ZM123 136V135H122ZM144 136H146V135H144ZM153 136V135H152ZM171 136V135H170ZM170 136H168V137H170ZM183 136V135H182ZM186 137H187V135H185ZM195 136H196V134H195ZM199 136V135H198ZM200 136H201V134H200ZM220 136V135H219ZM9 137V138H8ZM24 137H26V136H24ZM30 137V136H29ZM40 138H41V136H39ZM47 137V136H46ZM52 137V136H51ZM62 137V136H61ZM68 137V136H67ZM108 137V136H107ZM112 137V136H111ZM133 137V136H132ZM138 137V136H137ZM142 137H143V135H142ZM148 137H150V136H148ZM155 137V136H154ZM176 139H177V137L176 136H174ZM178 137H179V135H178ZM184 137V136H183ZM183 137H180V138H183ZM189 137V136H188ZM192 137V136H191ZM191 137H189V139L191 138ZM202 137V136H201ZM258 137H260V136H258ZM257 137V138H258ZM8 138V139H7ZM35 138V137H34ZM39 138V139H40ZM54 138V137H53ZM64 138V137H63ZM73 138V137H72ZM71 138V139H72ZM77 138V137H76ZM83 138V137H82ZM109 138V137H108ZM123 138H124V136H123ZM145 138V137H144ZM160 138H162V137H160ZM172 138V137H171ZM264 139V137H261V139ZM14 139H17V138H15L14 137ZM24 139V138H23ZM23 139L21 138V140L23 141ZM26 139V138H25ZM24 139V140H25ZM32 139V138H31ZM37 139V138H36ZM49 139V138H48ZM62 139V138H61ZM70 139V140H71ZM86 139H88L87 137H86ZM113 139V138H112ZM141 139V138H140ZM154 139V138H153ZM158 139V138H157ZM186 139H188V138H186ZM194 139V138H193ZM208 139V138H207ZM220 139H221V137H220ZM254 139V138H253ZM20 140V139H19ZM18 140V141H19ZM27 140V139H26ZM25 140V141H26ZM33 140V142H34V144H35V140L34 139H32ZM31 140V141H32ZM41 140V139H40ZM43 140H44V138H43ZM57 140V139H56ZM89 140V139H88ZM91 140V139H90ZM114 140H116V139H114ZM113 140V141H114ZM121 140V139H120ZM184 140V139H183ZM192 140V139H191ZM222 140H223V138H222ZM17 141V142H18ZM21 141V142H22ZM27 141H29V138H28V140ZM24 142V145H25V143H26V145L25 146H27V143H29V142ZM39 141V140H38ZM44 141H46V140H44ZM50 141V140H49ZM79 141V140H78ZM113 141H111V142H113ZM123 141V140H122ZM121 141V143H122V145H123V142ZM126 141H127V139H126ZM143 141V140H142ZM158 141V140H157ZM170 142H171V140H169ZM168 141V142H169ZM175 141V140H174ZM184 141H186V140H184ZM189 141V140H188ZM226 141V140H225ZM263 142H264V140H262ZM16 142V143H17ZM20 142V141H19ZM20 142V143H21ZM39 142H41V141H39ZM60 142V141H59ZM62 142V141H61ZM70 142H72V141H70ZM115 142V141H114ZM116 142H118V140L116 141ZM132 142V141H131ZM130 142V143H131ZM139 142V141H138ZM151 142V141H150ZM154 142V141H153ZM176 142V141H175ZM174 142V143H175ZM178 142V141H177ZM193 142V141H192ZM220 142V141H219ZM231 142V141H230ZM259 142H260V145L261 146H263L264 144L262 143L261 144V141H260V138H259ZM49 143V142H48ZM48 143H46V145L48 144ZM52 143V142H51ZM85 143V142H84ZM110 143V142H109ZM120 143V144H121ZM127 143V142H126ZM141 143V142H140ZM144 143V142H143ZM157 143H159V142H157ZM165 143V142H164ZM163 143V144H164ZM185 143H188L187 141L185 142ZM190 143V142H189ZM201 143V142H200ZM236 143V142H235ZM244 144V145H241V144ZM254 143V142H253ZM255 143H256V140H255ZM0 144H2V143H0ZM12 144H14V143H12ZM21 144H23V143H21ZM20 144V145H21ZM34 144H32V146L34 145ZM54 144V143H53ZM53 144H52V146H53ZM59 144V143H58ZM67 144V143H66ZM76 144H77V142H76ZM75 144V145H76ZM78 144H79V142H78ZM82 144V143H81ZM88 144V143H87ZM106 144V143H105ZM119 144V143H118ZM119 144V145H120ZM127 144H129V143H127ZM145 144V143H144ZM160 144V143H159ZM161 144H162V142H161ZM166 144V143H165ZM164 144V145H165ZM191 144V143H190ZM197 144V143H196ZM210 144H211V142H210ZM231 144V143H230ZM3 145V144H2ZM7 145V144H6ZM5 145V146H6ZM15 145V144H14ZM38 145V144H37ZM41 145V144H40ZM49 145V144H48ZM55 145V144H54ZM108 145V144H107ZM150 145V144H149ZM153 145V144H152ZM173 145H175V144H173ZM176 145H178V146H180V143L179 144H176ZM186 145V144H185ZM184 145V146H185ZM188 145V144H187ZM198 145V144H197ZM222 145V144H221ZM1 146V145H0ZM4 145H3V147H5ZM19 146V145H18ZM25 146H23V147H25ZM30 145H28V147H29ZM31 146V149L33 148V153H34V157H32V154L33 153H31L30 155H31V157H32V160L34 159V161L36 162L37 160H39L38 158H40L41 157V155H40V157H39V154H40V151L42 150V149H40V148H43V147H41L40 146V148H38L36 145H34L33 147ZM43 146V145H42ZM44 146H45V144H44ZM52 146H46L47 148H44L43 150L45 151V153L47 154L48 153V156L50 157V159L54 162L53 164L54 165H52V167H54V169H56V170H54V171H56V172H58V174H60L62 177L64 176L65 177V179L66 180H68V181H71V180H74V178H75V176H76V174H77V168H76V165H75V163L77 164V162H74V158H72L71 157V155L70 154H68V152H66L65 151V149H63L62 147H61V145H60V147H58L57 146V148L59 149H57L58 151H56L55 152V156L53 155V154H50V153H52V152H54V150H53V148H52ZM116 146V145H115ZM123 146H127L126 144L125 145H123ZM129 146H131V145H129ZM146 146V145H145ZM144 146V147H145ZM166 146V145H165ZM195 146V145H194ZM200 146V145H199ZM216 146V145H215ZM2 147V148H3ZM15 149L17 148L16 146H13ZM27 147V148H28ZM79 147V146H78ZM77 147V148H78ZM84 147H86V146H84ZM138 147V146H137ZM137 147L135 148L136 149V151H137ZM151 147V146H150ZM149 147V148H150ZM153 147H155V146H153ZM176 147V146H175ZM191 147V146H190ZM196 147V146H195ZM223 147V146H222ZM230 147H231V145H230ZM234 147V146H233ZM251 147H254V145L253 146H251ZM250 147V148H251ZM264 147V146H263ZM26 148V147H25ZM72 148V147H71ZM91 149V150H93V151H95V153H96V149L94 150V149H92L91 147H87V149ZM124 148V147H123ZM127 148V147H126ZM162 148V147H161ZM178 148V147H177ZM219 148V147H218ZM225 148V147H224ZM4 149H6V148H3V150ZM8 149V148H7ZM11 149H12V146H11ZM15 149H13L14 150V152L13 151H11V152H13L14 154H15ZM19 150H20V148H18ZM17 149V150H18ZM22 149V148H21ZM29 149V148H28ZM28 149H27V151L26 152H28ZM83 149V148H82ZM81 149V150H82ZM111 149V148H110ZM120 149V148H119ZM129 149V148H128ZM154 149V148H153ZM160 149V148H159ZM176 149V148H175ZM186 149V148H185ZM185 149H183V150H185ZM195 149H197V148H195ZM207 149V148H206ZM205 149V150H206ZM236 149V148H235ZM243 149H241L242 151H244ZM258 149H260V148H258ZM16 150V151H17ZM26 150V149H25ZM42 150V151H43ZM67 150V149H66ZM69 150V149H68ZM90 150V152L92 153V151ZM121 150V149H120ZM165 150V149H164ZM224 150V149H223ZM227 150V149H226ZM225 150V151H226ZM229 150L230 149H228L227 151L229 152ZM6 151V150H5ZM78 151V150H77ZM76 151V152H77ZM139 151V150H138ZM163 151V150H162ZM167 151V150H166ZM244 151V152H245ZM258 151V150H257ZM263 151V150H262ZM8 152V151H7ZM9 152H10V150H9ZM26 152H24V153H26ZM50 152V153H49ZM72 152V151H71ZM78 152H81V151H78ZM86 152V151H85ZM87 152H89V151H87ZM99 152V151H98ZM184 152V151H183ZM244 152H243V154H244ZM245 152V153H246ZM4 153H6V152H4ZM12 153V154H13ZM18 153V152H17ZM29 153H30V151H29ZM186 153V152H185ZM193 153V152H192ZM191 153V154H192ZM224 153V152H223ZM226 153V152H225ZM231 152H229V154H230ZM235 153V152H234ZM264 153V152H263ZM6 154H8V153H6ZM6 154H5V156H6ZM9 154H11V153H9ZM13 154V155H14ZM44 154V153H43ZM80 154H82V153H80ZM93 154V157H94V153H92ZM103 154V153H102ZM101 154V155H102ZM126 154V153H125ZM129 154H131V152H129ZM128 154V155H129ZM149 154V153H148ZM151 154V153H150ZM157 154V153H156ZM155 153H154V155H156ZM190 154V153H189ZM194 154V153H193ZM237 154V153H236ZM240 154V153H239ZM12 155V156H13ZM17 155V154H16ZM26 155V154H25ZM73 155V154H72ZM91 155V154H90ZM153 155V154H152ZM187 155H188V153H187ZM208 155V154H207ZM225 155H227V154H225ZM247 155V154H246ZM1 156V155H0ZM7 156H9V155H7ZM18 156V155H17ZM54 156V157H53ZM105 156V155H104ZM131 156V155H130ZM129 156V157H130ZM149 156V155H148ZM180 156V155H179ZM193 156V155H192ZM194 156H196L195 154H194ZM264 156V155H263ZM263 156H261L260 154H259V158L257 159V161H255V162H253L254 160L252 159V161L251 160H246L245 158V160H246V164L244 165L245 167H244V171H236V170H234V168L232 169L231 167H228V168H226L225 170H223L222 171V173H221V175H220V178H219V181H217V183H216V186L215 185H213V186H215L216 188H226V187H229L230 188V190H232V192H234V193H245V192H249V183L251 184V183H255V187H257L256 185H264V157ZM16 157V156H15ZM20 157H21V152H20ZM30 157V158H31ZM47 157V156H46ZM49 157H47L46 159H47V161L49 160ZM74 157V156H73ZM76 157V156H75ZM88 157V156H87ZM100 157V156H99ZM106 157V156H105ZM164 157V156H163ZM171 157V156H170ZM185 157V156H184ZM203 157V156H202ZM208 157V156H207ZM235 157V156H234ZM252 157V156H251ZM6 158H9V157H6ZM23 158V157H22ZM27 158V157H26ZM26 158H24V159H26ZM29 158V157H28ZM29 158V159H30ZM42 158V157H41ZM77 158V157H76ZM78 158H80L79 156H78ZM101 158V157H100ZM149 159H150V157H148ZM147 158V159H148ZM165 158V157H164ZM169 158V157H168ZM168 158H166L165 159V161L167 162L168 160ZM172 158V157H171ZM173 158H174V156H173ZM192 158V157H191ZM23 159V160H24ZM83 159H86L87 160V158H83ZM89 159V158H88ZM95 159H98L97 157H95ZM106 159V158H105ZM117 159V158H116ZM130 159V158H129ZM154 159V158H153ZM157 159V158H156ZM158 159H160V155H159V158ZM163 159V158H162ZM175 159V158H174ZM176 159H179V157L178 158H176ZM185 159H186V157H185ZM205 159V158H204ZM234 159V158H233ZM250 159V158H249ZM5 160H8V159H5ZM4 160V161H5ZM42 160V159H41ZM51 160H49V162L51 161ZM85 160V161H86ZM91 161H92V159H90ZM102 160V159H101ZM107 160V159H106ZM118 160V159H117ZM146 160V159H145ZM151 160H152V157H151ZM150 160V161H151ZM172 160V159H171ZM182 160H183V158H182ZM181 160V161H182ZM195 161H199L198 159L196 160V159H194ZM201 160V159H200ZM234 160H236V159H234ZM0 161L1 162H3L2 160H1V158H0ZM11 161H13L12 159H11ZM83 161V160H82ZM127 161V160H126ZM156 161H158V160H156ZM177 161V160H176ZM186 161V160H185ZM192 161V160H191ZM248 161V162H247ZM24 162V161H23ZM28 162V161H27ZM26 162V163H27ZM39 162V161H38ZM41 162V161H40ZM81 162V161H80ZM94 162H96V161H94L93 160V162L92 163H94ZM139 162V161H138ZM148 162V161H147ZM170 162H172V161H170ZM179 162V161H178ZM177 162V163H178ZM188 162V161H187ZM225 162V161H224ZM230 162V161H229ZM241 162V161H240ZM32 163V162H31ZM30 163V164H31ZM42 163V162H41ZM87 163H88V161H87ZM92 163L90 162V164L92 165ZM119 163H121L120 161H119ZM124 163H126V162H124ZM141 163V162H140ZM159 163V162H158ZM183 163H185V162H183ZM215 163V162H214ZM228 163V162H227ZM5 164H6V161H5ZM18 164V163H17ZM33 164V163H32ZM45 164V163H44ZM52 164V163H51ZM79 164V163H78ZM95 164V163H94ZM148 164H152V163H148ZM154 164H156V163H154ZM166 164V163H165ZM169 164V163H168ZM191 164V163H190ZM193 164H194V162H193ZM202 164V163H201ZM222 164H223V162H222ZM2 165V164H1ZM40 165V164H39ZM42 165H43V163H42ZM42 165H41V167H42ZM50 165V164H49ZM82 165V164H81ZM84 165V164H83ZM101 165H102V162H101ZM100 165V166H101ZM107 165H108V163H107ZM130 165L134 168V170L135 171H138V168H137V163L134 161V160H130ZM146 165V164H145ZM158 165V164H157ZM187 165V164H186ZM196 165H197V163H196ZM200 165V164H199ZM16 166V165H15ZM33 166V165H32ZM35 166V165H34ZM36 166H37V164H36ZM44 166V165H43ZM85 166V165H84ZM166 166V165H165ZM168 166V165H167ZM179 166V165H178ZM189 166V165H188ZM191 166V165H190ZM206 166H208V165H206ZM215 166V165H214ZM9 167H10V165H9ZM27 167V166H26ZM77 167H78V165H77ZM83 167V166H82ZM99 167V166H98ZM125 167V166H124ZM170 167V166H169ZM172 167V166H171ZM175 167V166H174ZM203 167V166H202ZM217 167H219V166H217ZM6 168H8L7 167V165H6ZM29 168V167H28ZM27 168V169H28ZM47 168H48V166H47ZM50 168H51V166H50ZM50 168H48V169H50ZM84 168V167H83ZM91 168V167H90ZM90 168H89V170H90ZM104 168V167H103ZM120 169H121V167H119ZM146 168V167H145ZM155 168V167H154ZM159 168V167H158ZM167 168V167H166ZM197 168H199V167H197ZM196 168V169H197ZM210 168V167H209ZM41 169V168H40ZM86 169V168H85ZM122 169H124V168H122ZM143 169V168H142ZM179 169H180V167H179ZM182 169V168H181ZM184 169V168H183ZM186 169H188V168H186ZM194 169V168H193ZM212 169V168H211ZM11 170V168L8 170V171H10ZM12 170H13V168H12ZM35 170V169H34ZM117 170V169H116ZM160 170V169H159ZM162 170V169H161ZM189 170V169H188ZM202 170V169H201ZM0 171H4L2 168H0ZM6 171V170H5ZM29 171H31V170H29ZM33 171V170H32ZM46 171V170H45ZM51 171H52V169H51ZM79 171V170H78ZM102 171V170H101ZM118 172H119V170H117ZM151 171V170H150ZM168 171H170V169L168 168ZM179 171V170H178ZM195 171V170H194ZM7 172V171H6ZM5 172V173H6ZM13 172V171H12ZM15 172V171H14ZM17 172H18V170H17ZM35 172H36V170H35ZM46 172H48V171H46ZM56 172H55V174H56ZM82 172V171H81ZM84 172H85V170H84ZM88 172V171H87ZM112 172V171H111ZM139 172V171H138ZM172 172H173V170H172ZM183 172V171H182ZM187 172V171H186ZM185 172V174H187ZM189 172V171H188ZM197 172V171H196ZM195 172V173H196ZM201 172V171H200ZM203 172V171H202ZM205 172V171H204ZM203 172V173H204ZM221 172V171H220ZM10 173H11V171H10ZM16 173V172H15ZM29 173V172H28ZM40 173V172H39ZM102 173H104V175H103V178H104V181H108L109 182V184L110 183H117V174H107V176H105V172H102ZM101 173V174H102ZM127 173V172H126ZM135 173V172H134ZM167 172H165V174H166ZM178 173H180V172H178ZM194 173V174H195ZM14 174V173H13ZM12 174V175H13ZM26 174V173H25ZM24 174V175H25ZM30 174V173H29ZM36 174V173H35ZM48 174H49V172H48ZM47 174V175H48ZM52 174V173H51ZM57 174V175H58ZM86 174V173H85ZM130 174V173H129ZM162 174V173H161ZM200 174H202V173H199L198 174V176L200 175ZM210 174V173H209ZM6 175H7V173H6ZM8 175H9V172H8ZM15 176H16V174H14ZM13 175V176H14ZM23 175V174H22ZM21 175V176H22ZM41 175H43V174H41ZM99 175V174H98ZM97 175V176H98ZM170 175V174H169ZM168 175V176H169ZM180 175V174H179ZM1 176H3V174L1 175ZM0 176V177H1ZM9 176H11V174L9 175ZM9 176H7V178L9 177ZM13 176H11V177H13ZM32 176V175H31ZM30 176V177H31ZM45 176V175H44ZM49 176V175H48ZM54 176V175H53ZM61 176H60V178H61ZM91 176V175H90ZM119 176V175H118ZM160 176V175H159ZM178 176V175H177ZM185 176V175H184ZM184 176H183V178H184ZM188 176V175H187ZM205 176V175H204ZM26 177V176H25ZM36 177V176H35ZM38 177V176H37ZM42 177V176H41ZM41 177H40V179H41ZM46 177V176H45ZM49 177H51V175L49 176ZM78 177V176H77ZM84 177V176H83ZM87 177V176H86ZM93 177V176H92ZM101 177V176H100ZM123 177V176H122ZM126 177V176H125ZM182 177V176H181ZM201 177H202V175H201ZM201 177H198L199 179L201 178ZM6 178V179H7ZM10 178V177H9ZM16 178V177H15ZM19 178H20V176H19ZM24 178V177H23ZM22 178V179H23ZM60 178H58V181H60L59 179ZM82 178V177H81ZM97 178V177H96ZM158 178V177H157ZM161 178H162V176H161ZM203 178V177H202ZM201 178V179H202ZM2 179V178H1ZM11 179V178H10ZM21 179V178H20ZM20 179H19V181H20ZM28 179V178H27ZM46 179V178H45ZM93 179V178H92ZM141 179V178H140ZM160 179V178H159ZM158 179V180H159ZM164 179V178H163ZM197 179V178H196ZM3 180V179H2ZM8 180V179H7ZM15 180V179H14ZM120 180V179H119ZM157 180V179H156ZM214 180V179H213ZM251 180V181H250ZM1 181V180H0ZM24 181V180H23ZM28 181V180H27ZM30 181V180H29ZM31 181H33L32 180V178H31ZM30 181V182H31ZM39 181V180H38ZM42 181V180H41ZM51 181H52V179H51ZM65 181V180H64ZM84 181V180H83ZM92 181V180H91ZM132 181V180H131ZM145 181L147 182V184H150V183H152L153 181H152V179L151 178H149V177H146L145 178ZM179 181V180H178ZM197 181V180H196ZM45 181L43 180V182H42V184L44 183ZM61 182H63V181H61ZM67 182V181H66ZM94 182V181H93ZM142 182V181H141ZM183 182V181H182ZM200 182V181H199ZM215 182V181H214ZM0 183H2V182H0ZM28 183V182H27ZM35 183V182H34ZM47 183H49L48 181H47ZM53 183V182H52ZM59 183V182H58ZM68 183V182H67ZM97 183H99V182H96L95 184H97ZM115 183V184H116ZM138 183V182H137ZM143 183V182H142ZM154 183V182H153ZM158 183H159V181H158ZM7 184H10V183H7ZM12 184V183H11ZM24 184V183H23ZM63 184V183H62ZM80 184V183H79ZM82 184V183H81ZM100 184V183H99ZM108 184V183H107ZM119 184H120V182H119ZM157 184V183H156ZM166 184V183H165ZM185 184V183H184ZM192 184V183H191ZM197 184H199V183H197ZM214 184V183H213ZM21 185V184H20ZM30 185V184H29ZM55 185V184H54ZM64 185V184H63ZM78 185V184H77ZM83 185V187H84V185L85 184H82ZM103 185V184H102ZM112 184H110V186H111ZM183 185V184H182ZM200 185V184H199ZM205 185H206V182H205ZM204 185V186H205ZM258 185V186H259ZM6 185H4L3 187H5ZM18 186V185H17ZM17 186L16 187H14V188H17ZM26 186V185H25ZM28 186V185H27ZM36 185H34V187H35ZM45 186V185H44ZM68 186V185H67ZM74 186V185H73ZM110 186H109V188H110ZM115 186V185H114ZM120 186V185H119ZM178 186V185H177ZM201 186V185H200ZM199 186V187H200ZM203 186V187H204ZM1 187V186H0ZM9 187H10V185H9ZM24 187V186H23ZM37 187V186H36ZM35 187V188H36ZM46 187H47V185H46ZM53 187V186H52ZM51 187V188H52ZM56 187H59L58 185L56 186ZM61 187V186H60ZM71 187V186H70ZM79 187V186H78ZM86 187H87V185L85 186V188L84 189H86ZM94 187V186H93ZM98 187V186H97ZM106 187V186H105ZM140 187V186H139ZM154 187V186H153ZM189 187H191V186H189ZM261 187V186H260ZM259 187V188H260ZM13 188V189H14ZM19 188V187H18ZM26 188V187H25ZM28 188V187H27ZM41 188H42V186H41ZM50 187H48V189H49ZM62 188V187H61ZM81 188V187H80ZM113 188V187H112ZM122 188H124L123 186H122ZM128 188V187H127ZM127 188H126V190H127ZM167 188H168V186H167ZM166 188V189H167ZM205 188V187H204ZM209 189V187H206V189ZM258 188V189H259ZM263 188V187H262ZM21 189V188H20ZM31 189V188H30ZM63 189H64V187H63ZM73 189V188H72ZM77 189H79V188H77ZM89 189V188H88ZM103 189V188H102ZM132 189V188H131ZM135 189V188H134ZM170 189V188H169ZM168 189V190H169ZM183 188L181 187V190H182ZM257 189V190H258ZM264 189V188H263ZM262 189V190H263ZM14 190H16V189H14ZM96 190H98V189H96ZM106 190V189H105ZM113 190V189H112ZM116 190V189H115ZM124 190V189H123ZM136 190V189H135ZM159 190H161V188L159 189ZM173 190V189H172ZM184 190V189H183ZM228 190V189H227ZM260 190H261V188H260ZM48 191V190H47ZM54 191V190H53ZM61 191V190H60ZM84 191V190H83ZM100 191H101V189H100ZM166 191V190H165ZM176 191H178V190H176ZM229 191V190H228ZM7 192V191H6ZM12 192V191H11ZM16 192V191H15ZM26 192V191H25ZM25 192H23V193H25ZM29 192V191H28ZM38 192V191H37ZM39 192H40V190H39ZM38 192V193H39ZM66 192V191H65ZM68 192V191H67ZM66 192V193H67ZM70 192V191H69ZM68 192V193H69ZM74 192V191H73ZM73 192H70V193H72L73 194ZM86 192V191H85ZM112 192V191H111ZM171 192V191H170ZM174 192H175V190H174ZM179 192V191H178ZM183 192V191H182ZM210 192V191H209ZM258 193H259V191H257ZM1 193V192H0ZM4 193V192H3ZM33 193V192H32ZM42 193V192H41ZM55 193V192H54ZM66 193H64V194H66ZM76 193V192H75ZM77 193H78V191H77ZM87 193V192H86ZM98 193V192H97ZM105 193V195H106V192H104ZM109 193V192H108ZM212 193V192H211ZM20 194V193H19ZM31 194V193H30ZM43 194V193H42ZM51 194V193H50ZM56 194H57V192H56ZM72 194H70V195H72ZM85 194V193H84ZM135 195H134V197H133V194H131V196L133 197V199H132V201H130L131 202V205H133V204H136V206H137V204H139V203H142L143 205H145L146 206V216H144L145 218H143V221L145 220V223H146V221H148V223H149V229H148V232H146V237H148V235L149 236H153V235H159V236H161V237H163L164 238V243H165V246L162 248L161 246H159V245H157L156 244V242L154 241V240H152V238L151 239H145V240H147V242H146V246H147V250H150V251H152V254L154 253V255H156L157 256V254L159 253V254H161L163 251H167V250H169L170 251V258L172 259V261L173 262H178V261H180V260H182V258H184V256H185V253L188 255H190L191 257H192V264H264V247H262V248H257V247H255L253 244H252V240H254V239H256V238H259V239H261V240H263L264 241V223L263 222H261V221H259V218H258V215H257V213L256 212H251L249 209H246V207L244 208L245 210H241V211H238V212H236V215H235V213H230L231 211H229V213L228 214H224V215H219V216H217V217H214L213 219H207L206 217H205V215H204V217L202 216V215H199L198 213H191V211L189 212L188 210H185L184 208H182V207H180L181 205H177V204H175L176 202L174 201V202H172L170 199L171 198H166L167 199V201H165V209H164V212H160L154 205H153V203H155V201L153 200V195L152 194H149L147 191H145V190H142V189H138V190H136L135 191V193H134ZM157 194V193H156ZM174 194V193H173ZM180 194V193H179ZM181 194H183V193H181ZM1 195H3V194H1ZM8 195H10V192H9V194ZM22 195V194H21ZM35 195V194H34ZM41 195V194H40ZM44 195V194H43ZM63 195V194H62ZM93 195H95V194H93ZM175 195V194H174ZM177 195V194H176ZM192 195V194H191ZM6 196V195H5ZM18 196V195H17ZM20 196V195H19ZM27 196H28V194H27ZM36 196V195H35ZM53 196V195H52ZM58 196V195H57ZM66 196H67V194H66ZM66 196L64 197L65 198V200L67 199L66 198ZM69 196V195H68ZM90 196V195H89ZM161 196V195H160ZM165 196V195H164ZM182 196V195H181ZM211 196V195H210ZM2 197V196H1ZM21 197V196H20ZM34 197V196H33ZM42 197V196H41ZM47 197V196H46ZM59 197V196H58ZM58 197H57V199H58ZM76 197V196H75ZM83 197V196H82ZM86 197V196H85ZM94 197V196H93ZM96 197V196H95ZM170 197V196H169ZM171 197H173V196H171ZM176 197V196H175ZM212 197V196H211ZM22 198V197H21ZM20 198V199H21ZM27 198V197H26ZM39 198V197H38ZM37 198V199H38ZM61 198V197H60ZM63 198V197H62ZM71 198V197H70ZM99 198V197H98ZM104 198V197H103ZM127 198V197H126ZM186 198H188V197H186ZM216 198V197H215ZM0 199H2V198H0ZM13 199H15V198H13ZM12 199V200H13ZM19 199V198H18ZM22 199H24V198H22ZM33 199V198H32ZM53 199H54V197H53ZM56 199V198H55ZM69 199V198H68ZM73 199V198H72ZM76 199V198H75ZM85 199V198H84ZM95 199H97V198H95ZM94 199V200H95ZM125 199V198H124ZM130 199H131V197H130ZM169 199V200H168ZM178 199V198H177ZM176 199V200H177ZM194 199V198H193ZM11 200V199H10ZM44 200V199H43ZM50 200V199H49ZM60 201H61V199H59ZM69 200H71V199H69ZM74 200V199H73ZM77 200V199H76ZM78 200H79V198H78ZM93 200V201H94ZM129 200V199H128ZM180 200V199H179ZM216 200V199H215ZM6 201V200H5ZM45 201V200H44ZM48 201V200H47ZM82 201V200H81ZM92 201V200H91ZM126 201V200H125ZM186 201V200H185ZM188 201H189V199H188ZM187 201V202H188ZM194 201V200H193ZM212 201H214L213 199H212ZM1 202V201H0ZM11 202V201H10ZM59 202V201H58ZM63 201H61L60 203H62ZM95 202V201H94ZM97 202V201H96ZM102 202V201H101ZM129 201H128V203H130ZM153 202V203H152ZM161 202V201H160ZM184 202V201H183ZM187 202H184V203H187ZM192 202V201H191ZM201 202V201H200ZM203 202H205V201H203ZM210 202V201H209ZM18 203V202H17ZM25 203V202H24ZM54 203V202H53ZM56 203V202H55ZM69 203V202H68ZM72 203V202H71ZM83 204H84V202H82ZM87 203V202H86ZM90 203V202H89ZM123 203H124V201H123ZM194 203V202H193ZM211 203V202H210ZM46 204H47V202H46ZM58 204V203H57ZM67 204V203H66ZM79 203H77V205H78ZM82 204V205H83ZM94 204V203H93ZM156 204V203H155ZM179 204V203H178ZM192 204V203H191ZM201 204V203H200ZM203 204H205V203H203ZM207 204V203H206ZM218 204V203H217ZM217 204L215 205V206H217ZM248 204V203H247ZM30 205H31V203H30ZM73 205H74V203H73ZM73 205H71L72 206V208H73ZM76 205V206H77ZM85 205H87V204H85ZM92 205V204H91ZM98 205V204H97ZM139 205H141V204H139ZM157 205V204H156ZM195 205V204H194ZM202 205V204H201ZM211 205V204H210ZM209 205V206H210ZM3 206H5V205H3ZM8 206V205H7ZM15 206V205H14ZM19 206H21V205H19ZM32 206V205H31ZM39 206V205H38ZM54 206V205H53ZM56 206V205H55ZM68 207H69V205H67ZM76 206H74V207H76ZM79 206V205H78ZM81 206V205H80ZM84 206V205H83ZM128 206V205H127ZM135 205H133L132 207L131 206H129V208L131 207V208H133V207H136ZM218 206H219V204H218ZM242 206V205H241ZM264 206V205H263ZM10 207V206H9ZM33 207V206H32ZM42 207V206H41ZM41 207H39V208H41ZM47 207H49V206H47ZM59 207H61L60 205H59ZM63 207V206H62ZM67 207V208H68ZM98 207V206H97ZM96 207V208H97ZM140 207V206H139ZM198 207V206H197ZM205 207V206H204ZM207 207V206H206ZM244 207V206H243ZM248 207V206H247ZM250 207V206H249ZM248 207V208H249ZM2 208V207H1ZM5 208V207H4ZM11 208V207H10ZM9 208V209H10ZM43 208V207H42ZM44 208H46V207H44ZM44 208H43V210H44ZM58 208V207H57ZM64 208V207H63ZM62 208V209H63ZM66 208V209H67ZM83 207L81 206V208L79 207V209H82ZM85 208V207H84ZM88 208V207H87ZM95 208V209H96ZM200 208H202V207H200ZM220 208V207H219ZM237 208V207H236ZM32 209V208H31ZM34 209V208H33ZM32 209V210H33ZM56 209V207L54 208V210ZM60 209L61 208H59L58 210L60 211ZM61 209V210H62ZM66 209H64L65 211H67ZM70 209V208H69ZM90 209V208H89ZM88 209V210H89ZM101 209V208H100ZM103 209H104V207H103ZM103 209H101V210H103ZM106 209V208H105ZM144 209V208H143ZM190 209H192L191 207H190ZM197 209V208H196ZM229 209H231V208H229ZM233 209V208H232ZM240 209V208H239ZM238 209V210H239ZM3 210V209H2ZM37 210V209H36ZM41 210V209H40ZM51 210V209H50ZM49 210V211H50ZM53 210V211H54ZM74 210V209H73ZM87 210V211H88ZM198 210V209H197ZM203 210H204V208H203ZM206 210V209H205ZM211 210V209H210ZM235 210V209H234ZM12 211V210H11ZM10 211V212H11ZM22 211H23V209H22ZM26 211H28V209L26 210ZM34 211V210H33ZM42 211V210H41ZM83 211V210H82ZM86 211V212H87ZM90 211V210H89ZM94 211V210H93ZM92 211V212H93ZM97 211H98V208H97ZM100 211V210H99ZM133 211V210H132ZM208 211V210H207ZM5 212H7V211H5ZM9 212V211H8ZM9 212V213H10ZM30 212V211H29ZM51 212V211H50ZM55 212V211H54ZM54 212H52L53 214H55ZM63 212V211H62ZM62 212L60 211L59 213H61L62 214ZM75 212H76V210H75ZM80 212V211H79ZM91 212V213H92ZM105 212V211H104ZM129 212V211H128ZM130 212H131V210H130ZM144 212V211H143ZM193 212V211H192ZM12 213V212H11ZM15 213V212H14ZM31 213V212H30ZM33 213V212H32ZM35 213V212H34ZM46 213H47V211H46ZM88 213V212H87ZM94 213H95V211H94ZM134 213V212H133ZM204 213V212H203ZM19 214V213H18ZM27 214V213H26ZM25 214V215H26ZM37 214V213H36ZM44 214V213H43ZM42 214V215H43ZM48 214V213H47ZM82 214V213H81ZM97 214V219H99L100 218V214L99 213H95V215ZM132 214V213H131ZM136 214V213H135ZM209 214V213H208ZM221 214H223V213H221ZM13 215V214H12ZM11 215V216H12ZM16 215V214H15ZM20 215V214H19ZM19 215H18V217H19ZM24 215V216H25ZM41 215V216H42ZM58 215V214H57ZM80 215V214H79ZM86 215V214H85ZM134 215V214H133ZM206 215H207V213H206ZM213 215V214H212ZM10 216V217H11ZM17 216V215H16ZM22 216V215H21ZM27 216H28V218H29V214H27ZM45 216V215H44ZM66 216V215H65ZM92 217H93V214L91 215ZM105 216V215H104ZM103 216V217H104ZM135 216V215H134ZM34 217V216H33ZM39 217H40V215H39ZM43 217V216H42ZM41 217V218H42ZM54 217V216H53ZM60 217V216H59ZM62 217H63V215H62ZM70 217V216H69ZM78 217V216H77ZM76 217V218H77ZM88 217V216H87ZM107 217V216H106ZM148 217V218H147ZM213 217V216H212ZM3 218V217H2ZM13 218V217H12ZM15 218V217H14ZM21 218V217H20ZM45 218H46V216H45ZM44 218V219H45ZM58 218V217H57ZM74 218H75V215H74ZM74 218H72V219H74ZM124 218V217H123ZM122 218V219H123ZM211 218V217H210ZM23 219V218H22ZM25 219V218H24ZM23 219V220H24ZM34 219H35V217H34ZM38 219V218H37ZM53 219V218H52ZM55 219V218H54ZM61 219H63V218H61ZM66 219V218H65ZM69 219V218H68ZM78 219V218H77ZM97 219H96V221H97ZM101 219H102V217H101ZM132 219H134V218H132ZM5 220V219H4ZM17 220H19V219H17ZM28 220V222H29V220L31 221V219H27ZM47 220V219H46ZM48 220H50V219H48ZM60 220V219H59ZM80 220H81V218H80ZM84 219H82V221H83ZM86 220V219H85ZM100 220V219H99ZM99 220H98V222H99ZM10 221V220H9ZM36 221V220H35ZM70 221H72V220H70ZM78 221V220H77ZM91 221V220H90ZM94 221V220H93ZM2 222V221H1ZM6 222H7V219H6ZM16 222V221H15ZM15 222H13V223H15ZM32 222H34V221H32ZM36 222H40V221H36ZM55 222V221H54ZM57 222V221H56ZM62 222V221H61ZM64 222V221H63ZM69 222V221H68ZM92 222V221H91ZM100 222H102V221H100ZM125 222V221H124ZM8 223V225H9V222H7ZM24 223V222H23ZM25 223H26V221H25ZM45 223V222H44ZM75 224H76V221L74 222ZM89 223V222H88ZM93 223V222H92ZM126 223V222H125ZM137 223V222H136ZM140 223V222H139ZM142 223V222H141ZM15 224H17V223H15ZM27 224V223H26ZM25 224V225H26ZM29 224V223H28ZM39 223H37V225H38ZM42 224H43V221H42ZM47 224H49V221H48V223H46V225ZM51 224V223H50ZM55 224V223H54ZM54 224L52 225V226H54ZM66 224V223H65ZM68 224V223H67ZM73 224V223H72ZM80 224H81V222H80ZM87 224V223H86ZM96 224H97V222H96ZM99 224V223H98ZM104 227L103 228H101V232H103V230L105 229V224L104 223H101ZM108 224H110V223H108ZM135 224V223H134ZM8 225H7V227H8ZM18 225V224H17ZM20 225V224H19ZM63 225H64V223H63ZM63 225H61V226H63ZM83 225V224H82ZM94 225V224H93ZM93 225H92V227H93ZM107 225V224H106ZM129 225V224H128ZM12 226H13V224H12ZM24 226V225H23ZM28 226H30V225H28ZM38 226H40V225H38ZM43 226V225H42ZM51 226V227H52ZM73 226V225H72ZM75 226V225H74ZM80 226V225H79ZM87 226V225H86ZM89 226V225H88ZM130 226V225H129ZM48 227V226H47ZM66 227V226H65ZM82 227V226H81ZM145 227H146V225H145ZM24 228V227H23ZM31 228V227H30ZM39 228H41V227H39ZM43 229L44 228H46V227H42ZM60 228V227H59ZM70 228V227H69ZM74 228V227H73ZM72 228V229H73ZM172 228H174V230H176V229H178V231H179V233H178V235H175V233H174V231H173V229ZM48 228H46V230H47ZM51 229V228H50ZM54 229H56V228H54ZM64 229V228H63ZM66 229V228H65ZM76 229H78L77 228V226H76ZM75 229V230H76ZM92 229H94V228H92ZM141 229H143V228H141ZM6 230V229H5ZM4 230V231H5ZM24 230V229H23ZM31 230V231H30ZM29 230V232L31 233V235L30 234H28L27 232H28V230H27V235H30L31 236V238L30 237H28L29 239H31V240H33L34 242L35 241H37V240H39V238L37 239V237H38V235L36 234V233H38V232H40V231H35V229H30ZM34 230V231H33ZM37 230V229H36ZM39 230V229H38ZM41 230V229H40ZM45 230V229H44ZM43 230V231H44ZM45 230V231H46ZM49 230V229H48ZM80 230V229H79ZM109 230V229H108ZM144 230V229H143ZM142 230V231H143ZM146 230V229H145ZM9 231H10V229H9ZM24 231H26V230H24ZM41 232V233H45V231L44 232ZM55 231V230H54ZM1 232V231H0ZM23 232V231H22ZM97 232V231H96ZM145 232V231H144ZM143 232V233H144ZM8 233V232H7ZM24 233V232H23ZM25 233V234H26ZM48 233H49V235L51 234V231L49 232L48 231ZM100 233V232H99ZM4 234V233H3ZM39 234V233H38ZM46 234V233H45ZM53 234V233H52ZM71 234V233H70ZM69 234V235H70ZM75 234V233H74ZM80 234V233H79ZM78 234V235H79ZM81 234H82V232H81ZM84 234V233H83ZM97 234V233H96ZM77 235V234H76ZM74 236L73 235V237L74 238H80L79 236ZM141 235V234H140ZM143 235V234H142ZM141 235V236H142ZM198 235H200V239H199V237H198ZM25 236V235H24ZM40 236V235H39ZM57 236V235H56ZM65 236H66V234H65ZM64 236V237H65ZM68 236V235H67ZM5 237V236H4ZM14 237V236H13ZM60 237V236H59ZM82 237V236H81ZM84 237V236H83ZM145 237V236H144ZM10 238V237H9ZM48 238H51V237H48ZM47 238V239H48ZM55 238V237H54ZM58 238V237H57ZM71 238V237H70ZM73 238V239H74ZM85 238V237H84ZM98 238H99V236H98ZM142 238H143V236H142ZM198 239V240H200V244H198V245H196L195 244V240L194 239ZM6 239V238H5ZM42 239V242H43V237L41 238ZM40 239V240H41ZM60 239V238H59ZM0 240H1V237H0ZM65 240V239H64ZM77 240V239H76ZM83 240V239H82ZM92 240V239H91ZM99 240V239H98ZM4 241V240H3ZM3 241L1 240V242H0V251L1 250H3L5 247V242H4V244H3ZM26 241H28V239L26 240ZM50 241V240H49ZM59 241V240H58ZM58 241H56V243L58 242ZM78 241V240H77ZM84 241H86L85 239H84ZM141 241H143V240H141ZM6 242H9V241H6ZM31 242V241H30ZM38 242H40V241H38ZM79 242H81L80 240H79ZM91 242V241H90ZM255 242V241H254ZM253 242V243H254ZM12 243V242H11ZM17 243H19V242H17ZM16 242H15V244H17ZM52 243V242H51ZM60 243V242H59ZM77 243V242H76ZM94 243V242H93ZM163 243V244H164ZM257 243V242H256ZM8 244V243H7ZM36 244V243H35ZM37 244H41V243H37ZM46 244V243H45ZM86 244V243H85ZM84 243H83V245H85ZM89 244V243H88ZM32 245V244H31ZM34 245V244H33ZM52 245V244H51ZM56 245V247H57V244H55ZM65 245V244H64ZM64 245L63 246H61V248L62 247H64ZM93 245V244H92ZM141 245H143V244H141ZM181 245H184L185 246V251H182L181 249H180V247H181ZM201 245H202V247H201ZM11 246V245H10ZM17 246L18 245H16V248H17ZM54 246V245H53ZM52 246V247H53ZM69 246V245H68ZM81 246V245H80ZM79 246V248H81ZM85 246H88L87 244L85 245ZM144 246V245H143ZM260 246V245H259ZM13 247V246H12ZM20 247V246H19ZM31 247V246H30ZM33 247V246H32ZM35 247V246H34ZM39 247V246H38ZM44 247H45V245H44ZM55 247V248H56ZM66 247H67V244H66ZM10 248V247H9ZM14 248V247H13ZM25 248V247H24ZM83 248V247H82ZM100 248V247H99ZM11 250H12V248H10ZM28 249H29V247H28ZM58 249V248H57ZM63 249V248H62ZM62 249H60V250H62ZM67 249V251L65 250V252H67V254H65V256H64V254H62L63 255V257H66L67 256V259L69 260V261H71V264H72V260L74 259V256L72 255V249L71 248H69V247H67L66 248ZM71 249V250H70ZM91 249V248H90ZM145 249V248H144ZM5 250H7V249H5ZM9 250V249H8ZM18 250V249H17ZM22 249H20L19 251L20 252H22V258H26V257H29V256H27V255H24L25 253H24V251H21ZM38 250V249H37ZM48 250V249H47ZM79 250H81V249H79ZM13 251H15V250H13ZM13 251H11L12 253H13ZM34 251V250H33ZM36 251V250H35ZM44 251V253H45V249L43 250ZM51 251V250H50ZM58 251V250H57ZM56 251V252H57ZM83 251V250H82ZM88 251V250H87ZM98 251H99V249H98ZM26 252V251H25ZM39 252V251H38ZM64 252V251H63ZM62 252V253H63ZM68 252H70V253H68ZM90 252V251H89ZM19 253V252H18ZM27 253H29L30 254V252H27ZM26 253V254H27ZM53 253H54V250H53ZM52 253V254H53ZM59 254H61L60 252H58ZM87 253V252H86ZM95 253V252H94ZM93 253V254H94ZM165 253V252H164ZM168 253V252H167ZM0 254H2V253H0ZM6 254H7V251H6ZM9 254V253H8ZM14 254H16L17 255V253H14ZM13 254V255H14ZM58 254V255H59ZM93 254H91V255H93ZM12 255V256H13ZM16 255H14V256H16ZM20 255V254H19ZM34 255V254H33ZM42 255V254H41ZM87 255V254H86ZM4 256V255H3ZM18 256V255H17ZM44 256V255H43ZM160 256V255H159ZM1 257V256H0ZM20 257V256H19ZM30 257H31V255H30ZM41 257V256H40ZM56 257V256H55ZM92 257V256H91ZM162 257V256H161ZM161 257H160V259H161ZM164 257V256H163ZM166 257V256H165ZM32 258H34L33 256H32ZM58 258H59V260H60V257L58 256ZM77 258V257H76ZM83 258H84V256H83ZM90 258V257H89ZM218 258H220V259H222L223 261H220ZM17 259V258H16ZM41 259V258H40ZM47 259V258H46ZM45 259V260H46ZM50 260H51V258H49ZM55 259V258H54ZM62 259H64V258H62ZM78 259V258H77ZM81 259H82V257H81ZM159 259V258H158ZM7 260H8V258H7ZM19 260H21L20 258H19ZM26 260V259H25ZM34 260V259H33ZM44 260V259H43ZM75 260V259H74ZM85 260V259H84ZM162 260H164V259H162ZM14 261V260H13ZM42 261V260H41ZM48 261V260H47ZM68 261V262H69ZM87 261V260H86ZM90 261V260H89ZM94 261V260H93ZM93 261H91V262H93ZM155 261V260H154ZM157 261V260H156ZM168 261V260H167ZM171 261V260H170ZM24 262V261H23ZM35 262V261H34ZM60 262V261H59ZM75 262V261H74ZM159 262V261H158ZM163 262V261H162ZM6 263V262H5ZM15 263V262H14ZM22 263V262H21ZM28 263V262H27ZM26 263V264H27ZM43 263V262H42ZM57 263H58V260H57ZM56 263V264H57ZM161 263V262H160ZM2 264V263H1ZM11 264H13V263H11ZM35 264V263H34ZM49 264H51L50 262H49ZM53 264V263H52ZM83 264V263H82ZM86 264V263H85ZM89 264V263H88ZM96 264V263H95ZM166 264V263H165ZM172 264V263H171ZM185 264V263H184Z\"/></svg>", "mask_w": 264, "mask_h": 264}]
</instances>
